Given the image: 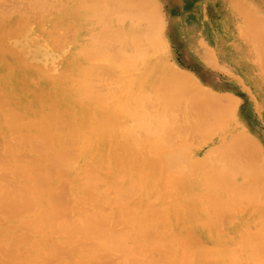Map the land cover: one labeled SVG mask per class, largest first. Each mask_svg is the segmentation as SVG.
<instances>
[{"label":"bare ground","instance_id":"6f19581e","mask_svg":"<svg viewBox=\"0 0 264 264\" xmlns=\"http://www.w3.org/2000/svg\"><path fill=\"white\" fill-rule=\"evenodd\" d=\"M33 1H34V3L31 2V4L32 3L33 4H36L37 6H39L41 8L42 5L44 4V1L46 2L47 0H33ZM50 1H52V0H50ZM62 1L63 0H61V2ZM155 1H157L158 4L157 3H154ZM155 1L154 0H139V1L136 2V0H135V3H134L135 4V7H136L135 10L134 9H131V11L129 10L130 13H129V11L128 12H126V11L124 12L126 16L127 15L128 16L131 15L133 18L138 19L135 22H133V20H132L133 18H131V17L130 18H131L132 21L125 22V19H124L125 16H123L124 13H123V10L122 9H117V10H119V12H121L120 14H118L119 16L117 14H112V15H116V17L117 16L118 17L123 16V19H118L117 18L116 21H113L111 23L109 22L111 25L108 24V22H107V25H110L111 27L110 26L109 27L111 29L109 28L108 31H105L106 33L103 31V33L105 35V37H104L105 40L103 42H105L107 38H109L108 40H113V39L115 40L116 39V40H118L122 44L120 46L122 48L124 47V50L122 51L121 55H119L116 59L113 58L116 55L112 56V58H113L112 61H113V64H119V68H121V67L124 68L123 69L124 70V73L121 72L122 74H118V75H123V77L125 78V80H127L126 83H128V81H129L130 84H128L129 85L128 87L125 86V88L126 87L127 88L126 89L124 88L125 90L123 92H121V91H118L117 89L114 90V88H113L114 86H113L112 81L110 83L106 82L105 79H103L102 81L105 80V82L107 83V85L112 83L110 85V86H113L112 89H111V91H115V93L118 92V94H117L118 96H119V93L121 92L120 93V96H119V99H117L118 100L117 101V104H119L121 106L122 105L123 106L126 105L127 106V109L126 110H128V105H130V106L133 107L132 104H135V105L138 106V104H140L142 102L146 103L147 101H152L153 99H155V101H158V103H160V105H162L163 107H165V108L167 107L170 111L174 107H176L174 109H177V110L178 109H182L183 110L184 108H178V107H180L183 104V102L187 103V101L189 100V101H192V103L195 104V107H194V105H192L193 107L191 106L190 107L191 109L189 108V110L195 111L194 113H192L193 111L191 112V111L188 110L189 113H191L190 116L191 115L192 116L194 115L193 118H196L197 117L198 119H200L201 117H204V116L207 117V118H201L200 120H196L197 122L196 121L195 122H192L193 119H192V117L189 118V115H188L189 113L187 114V112H186V115H185L184 114L185 111L184 112L181 111L184 114V117L182 116L183 114L181 115L183 117V119L188 115L187 116L188 117V120L187 121H188L189 124H186V123H184V122H186V118H185V121H183V119H177V115L174 114L177 111L174 112L173 109H172L173 115L170 112L169 113L171 115L169 113L168 114H165V119L164 120L162 119L164 117H161V116L160 117H161L162 120H158L159 118H157V117H156L157 119L155 118L158 121H156L153 118V116H152L153 119L152 118H150V119L148 118V120H147L148 122L146 123L147 125H145V133H148L150 138L148 136L147 137L146 136L145 137L144 136L141 137L142 136L141 134H139L141 136L138 137V138L135 135H133L131 137L128 136V137H129V140L131 139L132 144H134V143L137 142L136 143L137 146H138V144L140 145V143L138 142L139 140H140L141 143L144 144L141 147H143L145 149L144 155L145 154H147V155H145L146 156V159L143 158L145 160L144 161L142 159V153L140 152V158L142 159V160L141 159L140 160L143 161V162H145V163L147 162V164H146L147 166L146 167H149L150 169L149 168L148 169H144V166H143L144 163L141 162V161H138V164H137V161H135L134 158H133V154H134L135 157H138L137 154H136L137 152L131 154L130 152H127V151H124V150H118V149L115 150L114 148L111 149V145H110L111 142L110 141L116 140L117 138L114 135H110V129L112 128V126L114 124H115V126H116V124L118 126H121L120 128H122V127H124V126L127 125L126 124V125L123 126V123H126L125 120H127V119H121V117H119V113L118 112L121 109L120 108L121 106L118 105L119 106V108H118L119 110L117 109L118 111H116L115 107H114V109L107 108L109 106L108 103H107L108 104L107 106L105 105L106 106L105 108H107V109L97 110L99 108L98 106L100 104L98 106L96 105L97 107L94 105V107H96L94 109V107L92 106V102H95V99L92 102L90 100L93 94L90 93V92H88V94L84 93L82 95V98L84 96L85 97L81 100V98L78 96L79 95L78 94L79 91H77V89L80 86L78 88L75 87V83H76L75 80H73L72 78H68V76L63 75L64 73L63 74H59L58 69H60L59 68L60 65L54 63V61L55 62L57 61V58L59 57L58 49H60L61 45L64 44V43L63 42L61 43L62 40H60V38H61L60 37V33H61L60 32V24H59V21L60 20L58 19V17L56 16L57 19H54V20L50 21L48 24L46 23L45 25H44V23L41 20V22L44 25L43 28L41 29V34L43 35L44 41L42 42L43 44L42 43L40 44L39 43L40 42V40H39L40 38H38V37H41V36H38L37 37V33L35 35L36 36L35 41L37 43L34 41V38H35L34 37V34L32 35L34 38L30 36L33 41L31 40V41H29L30 42L29 43L26 40V38H27V31L25 33V29L27 30L26 27H28L29 25L28 26L25 25L26 24L25 22H27V21H25V22L23 21L25 19L22 20L23 22H20L17 19H12V15L15 13V10L16 9H13L12 8L11 13H13V11H14L13 14L9 13L10 12L9 11V12H6V13H9V14H6L5 15L4 13H5L6 9L4 7H3L5 9V10L3 9L4 10V13H2L3 11L0 12V16H1L0 17V19H1L0 20V104L4 106L3 109H5V110L8 109V111H6V113L0 115L1 116L0 117V121L2 122L4 120L5 122H8L10 120L7 121L5 119H7V117H10L9 115L12 114L11 117H13L14 115L15 116L18 115V114L16 115V113H15L17 111H15L12 108V105H14L15 108H18L20 110H24L29 115H32L36 119L37 123L40 122V124H41V125H39L40 127L39 126H28V125L25 126V125H23L24 123L21 121L23 123L22 124L23 126H21L22 129H23L24 126L27 129H30V127L31 128H34V127L39 128V132H40V135L38 137L39 140L35 139L37 142L39 141V143L37 144L38 146L35 147V145H36L35 143L34 144H31V145H33L34 146L33 149H36V151L39 152L40 154H42L43 157L41 156V158H39L40 159L39 161H33L31 163L29 161H27V163H30V164H26L27 166L24 165L25 168L22 167L24 171H29L30 170V172H31L32 169L34 171H37V170L40 171L39 174L38 173L37 174L36 173L34 174L35 176L32 177L33 179L28 178V173H29V176H30V172H26L27 174L25 175V174H23L24 171H22L23 173H21L20 170H16V171H19V174L20 175L23 174L24 176L23 175L22 176L25 177V179L27 177L28 180H30L31 183L26 184V187H27L26 189L22 190L21 192H15L13 194V196H18L20 194V197H22V200L23 201L21 199L20 200H21V202L23 204V207H25V210H29V208L32 209L33 207H35V206H37L38 204L41 203V198L43 197L44 194L47 193V189L46 188H48V186H49L48 185V182L51 180V178L55 177V175L57 174V184L58 183H60V184H58L56 186L57 189H55V186H53L54 187L53 188V191H51V189L48 188V190L51 191V194L49 193L51 196L47 193L49 195V198H50L48 203L54 209L59 210V211L64 210L68 214L76 215V211H78V209L79 210H84V207L85 206L89 208L90 207L89 206L90 203L88 201L90 200V202H92V200L94 199V197L96 198V196H98V195H99L98 198H100L101 201H104V203H106V205H103V207H101L102 203L99 202L100 200L98 202H96L94 200L93 203H97V206L95 205V207H98V206L100 207V208L98 207L99 208L98 211H94L90 207L91 210H85V211H90V212L94 211V212H92V213L87 212L88 213V216L85 219H83L82 222H79L81 224H79V223L78 224H76V223H69V224H67L64 227L65 230H63V231L64 232L65 231L67 232V235H68L67 238L69 237V240L67 239V241L70 243L69 246H71L70 247L71 249H69V246H68L67 243H65V240L61 241L62 243L64 242L65 244H63V245H60L61 243L57 244L58 243L57 242L58 241V237L57 236L59 235V232L61 231V229L59 227L57 228L55 225H51L50 219H48V222H47V225H46V222H45L46 218H44V214L40 213L35 218V221L37 223H39L43 227V229L46 230V232L47 231H50V233H49L50 235L47 233L49 235V236H47V237H49V240H47L48 238L46 236H45V240L50 241L51 237L52 238H56V239H53V240H55L57 243L54 242V241H50V243H51V245L54 244V248L51 247V249H53V250L54 249H57V250H54V252H53V250L51 251V250L46 249V251L48 253L51 252V253H49V254L52 255V256L50 255L51 258L53 257V255H55L54 258L59 256V258H56V260L62 259L65 256H67V258H68L70 254L72 256V254L76 253V252H74L75 250H78L76 254H78L79 252L81 253V256L78 255L80 258H78L75 255L78 258L77 260L76 259H73L72 257L71 258L69 257L68 259H69L70 262L69 261L66 262L68 260L67 258L62 259V260H64V264H86L87 260H89V259H90V262H92V264H96V263H98V264H107V263L110 262L111 259H113L111 257V255L113 253L115 254V252H117V254H118V252H121V254L124 253V254H127V255H132L130 259L128 258L129 259V264H188V263H190L189 261L192 260V258L189 257V256H192V255H193L192 256L193 257L192 263H193V261H195L194 262L195 264H211L212 262H213L212 264H218V263H214V261L211 260L212 258L214 260L217 259V258H215V253H214V256L211 255V252H209V254H208L209 255L208 258H210L211 262H208L207 260H209V259H207V257L204 256V255H207V253H208L207 252L205 254V250H207V249L209 250L210 248H212V247H209L208 246V248L205 249V242H206L205 241V239H206L205 238V232H207L208 233L207 236H209L210 228L213 225L215 227V225L217 224V221H213L216 218L215 215L218 216L217 214H219V213L214 212L210 208L215 213V215L214 214H211L212 211L208 208V210L210 211L209 212L210 215L211 216L214 215V219L210 216V218L213 219V220L210 219L211 220V222L209 221L210 223L209 222L208 223L206 222V220H208V219H206V217L204 218V217H201L200 216L201 217V221H198L197 219H195L193 217L198 224L201 222L203 224L202 225L203 227H204V223L205 222H206L207 225L210 224V226L208 225L210 228L207 227V231L206 230L205 231H203V230L202 231H194V230L193 231H190V229H189V231H186V230L185 231H183V230L181 231L179 229L181 228V226L183 224H181V226L179 225V227H180V228H178L179 231H172V230H175V229H173L174 226L173 227L171 226L172 219H171V217L168 214H164L163 215V213L164 212L165 213L166 212H169L168 211L169 209L172 212L173 209L171 210V208L180 209L181 206H182V204H181V202H179V204H181V206L179 208L178 205H177L178 204L177 203V200H176L175 201L176 204H174V205L173 204H170L169 205L170 208H168V206H167L168 210L166 208H164L166 206L163 207V209H165L166 211H163L162 206H160V209H158L159 208L158 207L159 205L157 206V203L159 202V198L161 196V192L159 191L160 188L158 187V185H159L158 182L161 181L160 180V177L162 176V174H161V171H160V173H158V170L155 171L156 170L155 167H156V164H160V162H159L161 160L160 157L161 158L163 157V160H164L165 156H162L161 154L166 155L167 152H169L168 147H173V146L176 147L177 144H178L177 147H179L182 144V143H180L181 142V140H180L181 138L179 139L180 141H176L175 139H177V137L180 136V133H181V135L183 133H186V131H187L186 128L188 130H190L191 133L196 134L197 131L199 132L200 130L201 131H205L204 133H206L209 128H211V127L213 128L215 126L218 129H216V128H214V129H216L217 132L219 130V134H221L220 133V130H221L220 128L223 127L222 125L227 126L229 124V122H227L228 124L225 125V122H223V119L226 120L227 118H229L230 116H232L231 115L232 112L231 111H228V109H229V106H230V103H231V101L229 99V95L231 96L230 98H232L233 95L226 94V96L228 95L227 96L228 99H227L225 95H223L224 96L223 97V96L219 95V93L218 94L216 93L217 94L216 95L213 90L212 91L210 89L207 90L208 87L207 88L205 87L206 89L203 87L204 89H200V91L194 90L193 87L194 86H199V83H198V81H196V78H194L193 74L189 73L188 71H186L185 74H184L183 71H181L180 69H178L175 65L170 64L169 62H172V61H169L168 58H167L168 61H166V58H165L166 56L164 57L165 60H162V58H160V55L159 54H160V51L161 50L158 53V51L156 50V42H155V37H156L155 35H156V33H158V32H156V28H157L156 24L160 20H157V23H154L152 17H153V14L154 15H160V14H158L159 12L157 10H159V8H161V6H160L161 4L159 3L158 0H155ZM170 1H172V0H170ZM28 2H29V0H28ZM53 2H54V0H53ZM61 2L59 0L57 2V4L59 5L60 8L63 5V4H59ZM129 2H130V0H129ZM152 2H153V4H152ZM243 2L244 1H242V3ZM64 3H66V2H64ZM100 3L102 5H98V6H101V8H105V7H103V5H107V4H103L102 0H100L99 4ZM106 3H108L107 0H106ZM130 3L128 5H130ZM150 3L152 4L151 5L152 7L151 6L150 7L152 9H154V11L158 12V13H155V12L153 13L152 12L153 13L152 16L149 13L150 20L153 23L149 20L148 13L146 14V12H148V10L150 12L152 9L150 10V7H149V9L147 8L148 10L145 12L146 6L148 4H150ZM45 4H47V3H45ZM50 4H52V3H50ZM57 4L55 5V2H54L53 5L57 6ZM93 4H92L91 8H93L94 5H97L98 2L96 4H94V5ZM124 4H125V2H124ZM247 4L248 3H246V5ZM0 5H1V3H0ZM83 5H85V4H83ZM88 5H91V4L88 3ZM121 5H122V3H121ZM131 5H132V3H131ZM131 5L128 6V8L129 7H132ZM155 5H156V7H154ZM25 6L27 7V5H25ZM50 6H46V7H50ZM98 6H96V7L98 8ZM252 6L253 5L251 4V7ZM22 7L23 6H21V9H23ZM57 7L56 8L55 7H52V9L50 7L49 9L52 10L51 12H53L54 11L53 9L55 8L54 13L56 14L57 13L56 11H58ZM78 7H80V6H78ZM144 7H145V10L143 9L144 11H142L141 8H144ZM224 7H225V5H224ZM254 7L252 8V10H254ZM261 7H263V4H262ZM9 8H10V6H9ZM42 8H41L42 14H43L44 11L46 12V10H47V12L49 11L48 8H46V9H44V11H42ZM156 8H157V10H156ZM248 8H250V7H248ZM99 9H100V7H99ZM240 9L242 10V6H241ZM256 9L254 11L251 10L252 12L249 9V11L253 15H255V16H253L252 14H250V17L253 19L252 20L253 23L251 24V27H253L254 29H253L252 32H250V30H251L250 27H249L250 30H248V27L247 28H244L246 30L245 34L248 33V31H249V34H251L250 37L248 36L249 34L248 35L246 34L245 37L246 38H250V40H254L255 43L258 42V44H259V46L261 47V50H262V59H264V14L263 13H262L263 15L261 13L255 14V13H257L256 12ZM37 10H39V8ZM105 10L106 9H104V11ZM132 10H134V11L132 12ZM245 10L246 9H243L242 11L245 12V14L247 16H249V14H247V12H246L247 10L246 11ZM258 10H259V8H258ZM17 11H19V9H17ZM29 11L27 10V12H29ZM31 11H32V13H31L32 15L28 13V15H31V17L33 16L34 11H35V13H34L35 16L34 17H36L37 14H38V12H39V11L36 12V9L34 11L33 10H31ZM89 11H91V10H89ZM114 11L116 13L115 8H114ZM205 11H207V10L205 9ZM23 12H25V11H23ZM93 12H94V10H93ZM106 12H107V10H106ZM102 13H103V11H102ZM160 13H162L161 10H160ZM18 14H19V12H18ZM21 14H24V13L21 12ZM39 14H38L37 17L41 16V13L40 12H39ZM50 14H52V13H50ZM68 14H70V10L69 11H67V10L64 11V14L63 15H66L67 16ZM95 14H93V15H95ZM28 15H27V13L25 14V16H28ZM93 15L91 16L92 19L95 18V17H93ZM100 15H101V13H100ZM128 16H127V19H128ZM22 17H23V15H22ZM110 17H111V15L108 16V18H110ZM103 18L104 17H102V19ZM111 18H110V20H111ZM161 18H162V16H161ZM161 18H159V19H161ZM86 19H87V17H86ZM102 19L99 18V21L102 20ZM249 20L251 21V19H249ZM141 21H146V24L145 23H142ZM30 22H32V21L30 20ZM166 22H165V20L163 21L164 25L162 26V29L165 28L164 26H165ZM170 22H172V21H170ZM22 23H25V24H23V25H25L24 28H23ZM87 23H88V21H87ZM93 23L94 22H92V24ZM100 23H101V21H100ZM100 23H98V24H100ZM192 23H194V22H192ZM68 24L69 25L67 27L73 25V31H76V29L74 30L75 23L72 24V22H71V23H68ZM157 25H159V23ZM155 26H156V28H155ZM102 27H103V25H102ZM106 28H108V27H106ZM172 28H175V26L172 27ZM172 28H170V29H172ZM216 29H217V27H216ZM68 31L69 30L67 28V31L65 30V32L68 33ZM70 31H72V30H70ZM243 31L241 33H243ZM29 32H30V30H29ZM72 32H70L69 35L72 36L74 34ZM95 32H93V33H95ZM25 34H26V36H24ZM107 34H110V35L107 36ZM160 34L162 35L163 32H161ZM91 35H93V34H91ZM61 36L63 38L65 35L62 34ZM251 37L253 39H251ZM23 38H25V39H23ZM28 38H29V36H28ZM31 38H29V40ZM80 38L82 39L83 36L82 37L80 36ZM163 38H164V36H163ZM22 39L24 40V42H23ZM38 40H39V42H38ZM70 40H69V42H71ZM84 40H85V37H84ZM165 40H167V39H165V38L163 39L164 44L166 45ZM59 41H60L61 44L59 43ZM190 41H192V40H190ZM64 42H66V41L64 40ZM86 42H87V40H86ZM95 42H97V41H95ZM202 42H203V40H202ZM114 43H116V42H114ZM24 44H27V46H28L27 49L28 50L26 49V51H28L29 53H32L33 54V58H29L26 55L28 52L27 53H24L25 50L24 51L22 50L21 47L24 46ZM59 44H60V46H59ZM66 44L68 45V43H65V46H66ZM84 45H87V44H84ZM95 45L96 44L94 43V46ZM108 45H107V47H109ZM255 45H253V46H255ZM63 46L61 48H65V50L67 52V50L69 48V45H68V48L67 49H66V47H63ZM76 46H78V45H76ZM96 47H97V45H96ZM115 48H116V46L114 47V49ZM167 48L166 49L164 48V49L167 50ZM258 48H257V50H258ZM82 49L84 50V48H82V46H81V48H80L81 51L79 50L80 53L82 52ZM204 49H206V51L208 50L207 48H204ZM65 50L63 52H65ZM50 51L53 52L55 56H52V53ZM61 51H62V49H61ZM72 51H74V49ZM87 51H88V49H87ZM95 51H97V50H94L93 52H95ZM101 51H102L101 53H103V51H105V50H101ZM107 51H105V55H106V52ZM162 51H164V50L162 49ZM162 51H161V53H162ZM84 52H85V50H84ZM207 52H209V50ZM241 52L242 51H240V54H241ZM204 53H205V51H204ZM186 54H188V53H186ZM213 54L215 55L214 52H213ZM103 55L104 54H102V56ZM110 55H111V53H110ZM169 55H170V53H169ZM205 55H208V53H206ZM51 56L53 58H50ZM86 57H87V54H86ZM95 57H97V56H95ZM106 57H107V55H106ZM72 58H71V61H73ZM208 58L206 59V61L209 60V63H210L211 60H212V59L210 60V58H211L210 55H209ZM257 59L261 61V56L259 55V58H257ZM96 60L99 61L100 59H97V58L95 59L94 58V61H96ZM91 61H92V59L89 62L91 63ZM104 61L106 62L108 60H105L104 59ZM86 62H88V61H86ZM57 63H60L61 64V62H59V61ZM102 64H104V63H102ZM91 65H92V63H91ZM214 65H216L215 62H214L213 65L211 64V66H214ZM263 65L264 64H262V67H264ZM82 66L83 65H81V67ZM93 66H95V65H93ZM98 66L99 65H97V67ZM107 66L108 65H106L105 67H103V69L104 68L106 69ZM217 66H218V63H217ZM88 67H89V65H88ZM99 67H100L101 70H103L101 68V66H99ZM113 68H116V67L113 66L111 69H113ZM64 69H66V68H64ZM68 69H66V70H68ZM80 69L82 70V68H80ZM93 69H91V71H93ZM218 69H219V67H218ZM107 70H108V68H107ZM107 70H105V72ZM73 71L74 70H72V73H73ZM82 71L84 72V70H82ZM63 72H65V74H68L69 73V72L66 73V71H63ZM93 72H95V71H93ZM96 72L97 73L99 72V74L102 73V72L100 73V71H98V70H96ZM187 72H188V74H186ZM112 74H114V73H112ZM92 75H95V74L92 73ZM81 76H83V75L81 74ZM87 76H89V74ZM114 77H116V76L113 75L112 78H114ZM83 78H84V76H83ZM94 78H96V77H94ZM103 78H104V76H103ZM121 79H122V81L124 83V79L123 78H121ZM78 80H80V79H78ZM85 80H87V79H85ZM91 80H93V79H91ZM99 80H100V78H99ZM90 81H89V83H92L94 80L92 82H90ZM102 81L100 80V82H102ZM108 81H110V80H108ZM114 81L115 80H113V82ZM83 82H85V81L83 80ZM102 83H104V82H102ZM102 83H99L97 85H99V87H102L103 86ZM106 83H105V85H106ZM123 83L121 85L117 83V85L121 86L120 88H123L124 85H125V84L123 85ZM101 84H102V86H101ZM114 84H116V83H114ZM94 85H95V82H94ZM94 85L92 84V87H94V89H95V86ZM85 86H87V85H85ZM85 86H82V87L84 88ZM110 86L109 87H107V86L105 87V88H108L109 89V92H110ZM119 86H118V89L120 90ZM88 87H89V84H88ZM115 88H117L116 85H115ZM87 89H89V88H87ZM98 89L99 88H97L96 91H98ZM84 90H86V89H84ZM89 90L93 91L92 89H89ZM105 92H108V91H105ZM109 94H105V95L109 96ZM97 95L99 96V94H97ZM97 95H95V96H97ZM111 95L113 96V92H112ZM102 97H103V95H102ZM110 97H108V98H110ZM113 97H115V96H113ZM220 97H223L224 100L226 98L225 103L227 102V105L229 104V106H227L226 104H224L223 101H222L223 98H220ZM104 98H106V97H104ZM234 98H235V96L232 99H234ZM100 99L101 98L99 97V100ZM111 99L109 101H111ZM213 99L214 100H217V102L214 101ZM96 100H97V98H96ZM99 100H97V101H99ZM209 100H210V102L211 101H214L216 103H212L211 102L212 103L211 104V103H209ZM103 101H105V99H103ZM106 101H105V104H106ZM218 101L219 102L221 101V103H223V104L220 105L221 103L219 104ZM100 102H101V100L98 103H100ZM234 102H232L231 106H234L235 105ZM185 103L183 104L184 107L187 106ZM204 103L208 104L209 107L216 109V110L215 109H212L213 110V116H215L214 117L215 119H213L211 117L212 119L209 118L210 121L208 120V117L209 116H212V112L210 113L209 110L210 111H212V110H211V108H208L207 105H204L206 108L205 107H204V109L201 108L200 106L203 105ZM198 104H201V105L200 106H196ZM213 104H216V105H213ZM218 104H219V107L221 109H219L217 107ZM236 104H238V103L236 102ZM150 105L151 104L149 103V106ZM155 105H152V106L154 107ZM188 105H191L190 102H189ZM224 105H226L227 107L226 106L223 107ZM100 106L102 107L103 105H100ZM123 106H122V108H123ZM257 106H259V105L257 104ZM158 107H160V106H158ZM186 108H188V107H186ZM195 108L200 109V110H198L200 112L198 113V111ZM1 109H2V106H1L0 110ZM201 109L205 110V113L206 112H208V113L205 114L204 111L201 112L202 111ZM217 109H219V110L217 111ZM12 110H14L13 111L14 112V115L12 113ZM132 110H133V108H132ZM156 110L158 111L157 107H156ZM230 110L233 111V107L230 108ZM129 111H130V109H129ZM129 111L126 112V113H129ZM215 111H217V112H215ZM226 111H227V113H226ZM163 112H165V111H163ZM214 112H215V114H214ZM222 112H225V113H222ZM229 112H231V113H229ZM21 113H23V112H21ZM62 113L63 114H67L69 116L68 121H66L67 120L66 119L65 122H63L62 121L63 118L62 119L58 118ZM144 113H142V114L144 115ZM148 113H151V115H153L152 113H154V112L151 111V110H149ZM218 113H219V115H218ZM129 114H132V112H130ZM179 114H180V112L178 111V115ZM196 114L198 116H201V117L196 116ZM200 114H202V115L205 114V115L202 116ZM21 115H25L26 116V114H21ZM151 115H150V117H151ZM224 115L225 116L227 115V116L224 117ZM121 116H122V114H121ZM126 116H127V114H126ZM146 116L149 117V114L146 115ZM18 117H20V116H18ZM172 117H173V119H172ZM179 117H180V115H179ZM220 117H222V118H220ZM139 118H141V117H139ZM174 118H176V119H174ZM30 119H33V118L30 117ZM64 119H65V117H64ZM15 120H18L17 117H16ZM174 120H175V122H174ZM177 120H181L182 123L186 125L185 127L183 125H180L179 126V128L182 127L183 130L180 128V131H178V127L174 128L172 126V122L176 123ZM201 120L202 121H204V120L207 121L208 120L209 122H211L210 123V126L207 124V126H203L204 127L203 128L201 126L202 125V123H201L202 121ZM214 120H216V121H214ZM31 121L33 122V120H31ZM36 121H34V122H36ZM181 121H180V123H181ZM189 121L192 123V127L195 126L194 129L191 128V125H190V122ZM198 121H200V124H199L200 127L199 126L197 127V125H196V124H198ZM219 121H221L220 123H222V125H220L221 126L220 128L218 126L219 124H216V122L219 123ZM12 122H13V120H12ZM21 122H18V121L15 122V123H17V125L15 126L17 129H18V126H19L18 123H21ZM26 122H27V120H26ZM26 122H25V124H26ZM28 122H29V119H28ZM209 122H207V123H209ZM136 123H138V122H136ZM177 123H176V125L179 124V123L178 124ZM194 123H195V125H194ZM212 123H214V126L212 125ZM11 125L12 124H9V127H11ZM132 125H133V123H131L130 126H128V127H131ZM188 125H189V127H187ZM135 126H139V123L137 125L134 124V127ZM9 127H6V128L9 129ZM37 128H35V129H37ZM40 128H41V130H40ZM124 128L122 129L123 131H124ZM126 128H125V130H126ZM137 128L131 129V130L132 131H134V130L136 131ZM195 128L197 129V131L195 130ZM200 128H202V129H200ZM241 128H240V130H241ZM5 129H4V131H5ZM139 129H140V127H139ZM173 129L174 130L177 129V132L179 134H176L177 133L176 131L173 132L174 131ZM14 130H13V132H14ZM141 130H142V128H141ZM159 130L160 131L162 130V131L168 132L167 133V136H171L170 134H172V133L176 134L175 136L178 135L177 137L173 136L174 134H172V136H171L178 143L175 144V145L174 144L171 145V143H172V142L170 143V141H172V140H170L171 138H168L167 140H170V141H167L166 140L167 142H162L164 140H161L160 142L159 141H155V140H157L159 138H155L154 139V138H151V137H155V136L158 137V135H156V134L160 133V132H158ZM216 130H215V133H217ZM6 131L9 132L8 130H6ZM123 131H121V132H123ZM192 131H194L196 133H194ZM212 131L214 132V130H211L209 132H212ZM118 132H119V130L117 129V133ZM190 132L187 131L188 138L189 139L187 138L186 143H188L189 140L191 141V138H192V137L190 138L191 135L194 136V138L196 137V139L197 138L200 139V141H196V142H199L200 143L201 140H202L201 136L203 134L202 135L200 134V136H199V134H197L195 136V135L191 134ZM228 132H230V131L228 130L226 133H228ZM243 132H245V131H242L240 133H237L239 135L241 134V136H243V138L241 136L237 135V134L236 135L233 134V136H235L236 139L235 138L231 139L233 141V142H231L230 140L227 141V139L230 138V137H227V139L225 140V141H227L226 142L227 144L226 143L224 144V142H223V143H221V144H223L221 146H220V144L217 145L216 144L217 141H216L215 144H213V146L209 145L211 147L207 151V154H205L204 156H202L200 158L194 159V162H193V176H194V178H193V176H192V178L194 180H196V185L194 187L200 191V194L197 191H196V193L194 191H191L192 193L189 192V194H190L191 197L193 196L194 198L197 197L198 199H200L201 195L205 194V196H206V193H209L208 191H210L212 189L213 190L215 189V191H216V189H218L219 191L223 192L225 194V196L229 199L228 202H227V200L225 201V202H227L226 205H225V202L223 203V200H225L226 198L225 199H221L222 197L219 196V199L222 201V203L225 205V208L227 209L226 210L224 208L225 211H224V209H222L223 210L222 212L224 213V215L227 212H232V211H233L232 213H227V214L228 215L234 214V212H236L237 210H238L237 211L238 213L240 212V210H245V211H247V213L249 212L248 214L253 213L255 215V217L253 216V219H250L249 221H246V222H248L246 225L242 226L243 224L242 225L240 224V226H242V228L239 231H237V233H235L236 234V239H237V241L240 244H238L236 242L238 246L236 244H234L233 245L234 247L232 246L233 247L232 249H234L235 247H237V248L238 247H241L240 250H239L240 251V254L237 253L239 251H236L235 252V253H237L236 255H238V256L239 255H242L241 253L248 254L250 257H252L254 259V260H251V262H255L257 264H264V207L261 204V203H264V201H263L264 199H262V197H260L261 195L263 196V194L261 193V195H260V191H259V189H260L259 187L264 183V166H262L260 168H253V166H250V163L253 164L255 162V164H256V163H260L261 161H263L264 158L262 156H264V155H262V153L260 154V151L262 150L263 147L260 145L261 148L258 149L257 147H260L259 145L256 144V146H255V144H251V142H254V139H255V138L253 139V137H250L249 138L250 139L249 140L250 144H247V142H245V144H244L243 143L244 140L248 141L247 138H248V135L249 134H247L248 132L247 133H243ZM17 133L18 132H16V134ZM29 133L32 134V132H30V131H29ZM162 133H164V132H161L160 134H162ZM215 133H213V134H215ZM18 134H20V135H15V136L16 137L17 136L21 137V136L24 135V133H23V135H21L22 133H18ZM25 134L27 135V133H25ZM119 134H120V132H119ZM128 134L130 135V133H128ZM150 134L151 135L153 134V135L151 136ZM231 134H232V132L229 133V135H231ZM11 135H13V134H11ZM32 135H35V134H32ZM123 135H125V134H123ZM207 135H209V134H207ZM119 136H121V134ZM212 136L213 135L209 136L208 137V140H209V138H212ZM224 136H226V135H224ZM31 137H33V136H31ZM31 137H29V139ZM125 137H124V139L121 137V139H123L122 142H124V143L123 144L122 143H119V144H121V146H123V148L126 147V146L127 147L128 146H131V144H130L131 141L129 142L130 145H127V142L125 140H128V138L125 139ZM159 137H162L164 139V137L162 135H160ZM239 137H241V139H239ZM23 138H24V136H23ZM182 138H183L182 139V141H183L186 138L185 135H182ZM194 138H193V141L196 140V139L194 140ZM68 139L69 140L71 139L72 141H70V143L69 142L67 143V140ZM18 140L20 141V139H18ZM241 140H243V141L241 142ZM255 140H257V139H255ZM24 141H25V139H24ZM235 141L237 142L238 146L236 145V142ZM21 142H23V139H21ZM202 142L204 143V139L202 140ZM202 142L200 143L201 145H202ZM20 143H19V145H20ZM173 143H174V141H173ZM194 143L195 142H192V143L189 142L188 144L195 145ZM205 143H207V138L205 140ZM232 143H233L235 149H234V147L232 149V147H231V146H233ZM256 143H258V142H256ZM200 144H198V145H200ZM230 144H231V146H229ZM25 145H27V143H25ZM186 145L184 144L183 146L186 147ZM198 145H196V146L198 147ZM248 145H249V147H251V149L248 147ZM183 146H180V147L182 148ZM239 146L242 147V148L245 146V148H243V150L242 149L241 150L239 149L237 151L238 152L237 153V152H235L236 151V147H239ZM27 147L28 146L25 147V150H26ZM165 147H167V151L165 149V151L163 150L164 153H161L162 148H165ZM247 147L250 150H247ZM18 148L15 147V145H14V148L13 149H18ZM23 148H24V146H23ZM23 148L21 147V149H23ZM135 148L136 147H134V150H137L138 147L136 149ZM13 149H12V151H13ZM193 149H195V148H193ZM245 149L247 150V153H246V150ZM252 149H254V150H252ZM141 150H138V151H141ZM179 150L182 151V149H179ZM258 150H260V151L257 152ZM18 151L19 150H16L15 152H17L18 154H19V152L21 153V151H19V152ZM173 151L176 152L175 150H173ZM195 151H196V149H195ZM242 151L245 152L246 154L245 153H244L245 155L242 154L241 153ZM15 152H14V155H17ZM30 152H32V151H30ZM158 152L161 155L160 157H159ZM165 152H166V154H165ZM253 152H255V153H253ZM8 153L11 155L10 152H8ZM170 153H172V152H170ZM250 153L253 154L252 156H254V157H251V154ZM28 154H29V152L27 151L26 155H28ZM191 154L193 155V153H190V155ZM258 154L261 155L260 156L261 157L260 159L263 158L262 160H260L259 158L258 159L257 158L255 159L256 155L259 157ZM14 155L12 154V156H14ZM20 155L21 154H19V157H21ZM26 155H24V156H26ZM149 155H150V157L151 156L154 157V158L151 157L153 161L151 160V158H149L150 161H152V163L154 162V164H149L150 161L147 160V158L149 157ZM38 156H40V155H38ZM19 157H18V159H19ZM26 157H28V156H26ZM9 158H11V157H9ZM23 158H25V157H23ZM18 159H16V160H18ZM130 159H132L134 161L131 160V162H130ZM154 159H156V161L158 160V163H155L156 161ZM29 160H30V158H29ZM163 160H162L161 168L159 167V165H157V169L160 168V169L164 170L163 172H165V178H164V176L161 177V178L164 179V182L162 180V182H163L162 185L166 189L169 186L170 187L169 189L172 191L173 188L171 189V187H174V186H171V185H173L174 183H176L178 181L183 180V178L180 177L179 175H177L178 178H177V176H176V178L174 177L175 179L172 178L173 179V182H174L173 183L172 182V179H171V176H168V175L166 176V172L169 169L168 168L167 169H164V167H163L164 166L163 165L164 164L163 163L164 161ZM11 162H12V160H11ZM129 162L130 163L135 162V164H137V167L133 168V165L131 166ZM9 163H10V161H9ZM128 163H129L130 166L128 165ZM139 164H141V165H139ZM166 164H167V162H166ZM166 164H165V166H166ZM19 165L21 166V164H19ZM149 165H151V166H149ZM141 166L143 167V169H142ZM151 169H154V171H152ZM191 170H192V168H191ZM191 170H189L190 173H191ZM172 172H170V173H172ZM170 173H168V174L170 175ZM182 174H183V172H182ZM158 175H159V179H157L158 178L157 177ZM171 175L172 176L175 175L174 172ZM23 177H22V179H23ZM180 178H182V179L181 180H177V179H180ZM19 179H20V176H19ZM25 179H24V181H25ZM189 179L191 180V178H189ZM156 180H160V181H157V183H156ZM174 180H177V181H174ZM58 181H60V182H58ZM254 181L257 182L258 184H260V183H262V184L258 185ZM258 181H260V182H258ZM193 183H195V182L193 181ZM246 183H248V184H246ZM33 184H34V187H33ZM35 184H38V185H36L37 187H35ZM245 184L247 186L243 188V185H245ZM68 186H69V188H68L69 190L67 191V187ZM184 187H185V185H184ZM63 188H64V190H63ZM186 188L187 187H185V191H186ZM189 188H187V190ZM115 189H119L120 190L118 193L117 192L116 193L114 192L115 193V196L112 193L111 194L109 193L110 190L111 191H114ZM166 189H164V190H166ZM263 190H264V188L261 189V192H263ZM177 191H175V193H177ZM215 191H214V193H215ZM219 191H216V192H219ZM166 192H167V190H166ZM179 192H181V193H179L178 195H182V191H179ZM175 193H173V195ZM185 193H183V194L185 195ZM214 193H211V194L214 195ZM68 194H69V196H68ZM78 194L79 195L82 194V196L85 197V200L87 199L86 200V203H89V204H85V202L81 200L82 199V196H79ZM168 194H170V193H168ZM197 194H199V195L197 196ZM110 195H112L113 197H110ZM162 195H167V194L162 193ZM207 195H209V194H207ZM215 195H216V193H215ZM205 196H203V197H205ZM217 196L218 195L215 196L216 200H218L217 199ZM70 197H72V199ZM167 198H169V197H167ZM172 198L175 199L176 196L175 197H172ZM185 198L186 197L184 196V199ZM212 198H214V197H212ZM173 199H172V201H173ZM46 200H48V199L46 198ZM165 200L166 201H169L171 199L167 200L164 197V200L163 201L166 203ZM192 200H193V198H192ZM207 200L212 202L211 198H210V200L207 198ZM207 200H206V203H207ZM220 200H218V202H215L214 204L212 202L213 205L212 204L210 205V203H209V205L211 207L212 206H215V204L219 203ZM69 201H70V204H69ZM189 201H190V199H189ZM198 201H201V200H198ZM186 202H187V199H186ZM71 203H73V205H71ZM93 203H92V205H93ZM100 203H101V205H99ZM190 203H192V202H190ZM220 204H218L219 205L218 207L216 205V208H219L220 209L222 206H224V205L221 206ZM110 205L111 206L113 205L114 208L111 209L110 208L111 207ZM171 205L172 206H175V207H172ZM196 205H197V203H196ZM209 205H208V207H209ZM86 207H85V209H86ZM188 207H189V205H188ZM191 207H193V206H191ZM182 208L180 210L184 212V209L182 210ZM197 209H199V206L197 208H194V211H197ZM204 209H205V205H204ZM180 210H176V211L179 212ZM190 210H191V208H190ZM181 213H180V215H181ZM194 213H192V215ZM209 213L207 211V213H205V214H209ZM221 213L219 214V216L222 215V217H220V218L217 217L216 219H218L222 223V226L223 225L225 226V224L228 223L230 217L227 214L224 216L223 213L222 214ZM178 214H174V216L178 217ZM183 215H184V213H183ZM129 216L132 219V221H129L130 223L128 222V220L130 219ZM198 216H199V214H198ZM223 216L224 217L227 216V219L226 218H223ZM184 217L185 216H183V217L181 216V219H182V220L180 219L181 222L184 220L183 219ZM188 217H190V216H188ZM228 217H229V219H228ZM6 218H12V215H7ZM193 218H191V219L193 220ZM196 218H197V215H196ZM231 218H232V222H233V219L235 218V216L234 217H231ZM121 219L127 220V222L129 224L127 222H124V224L122 226L121 223H123V221L120 223ZM198 219H199V217H198ZM203 219H204V221H202ZM248 219H249V217H248ZM192 220H190V221H192ZM175 221H179L178 218H176ZM188 221H189V218H188ZM212 221L215 222V223L213 224ZM243 221H245V220H243ZM119 223L121 225H119ZM185 223H187V222H185ZM223 223H225V224H223ZM5 224L6 223H4V225L3 224H1V225L5 226ZM175 224H176V222H175ZM211 224H213V225L211 226ZM11 225H9V226H11ZM187 225H190V224H187ZM218 225H219L220 229H222V226L219 224V222H218ZM218 225H216V227H218ZM9 226H8V228H9ZM184 226H182V227H184ZM230 226H228V227H230ZM216 227H215V230L216 231H212V232L214 234H216L218 240L222 241L223 240V237H224V236H222V230H220L219 227L218 228H216ZM6 228H7V226H6ZM6 228H3V229L6 230ZM169 228H170V231H169ZM184 228H186V226ZM165 229L167 231H164ZM225 229L227 230L228 228H225ZM0 230H1L0 231V235H3L4 230H2L1 228H0ZM7 230L9 231L10 229H7ZM12 230H14V234L16 236L19 235V234H16L17 232H16L15 228L12 227L11 228V231L9 232V235L6 232V234L9 237H11L13 235L12 234L13 233ZM18 230H19V228H18ZM163 231L165 233L168 232V235L169 234L171 236L173 235L172 236L173 239L170 236L168 237L169 239H167V238H166L167 240L165 239L166 242H169V245L163 244V243H165L164 240L162 239V237L165 236V235L162 236V232ZM223 231L226 234V231L225 230H223ZM10 233H11V236H10ZM33 235L34 234H32V236ZM43 235H45V234H43ZM76 235L77 236H81L79 240H74V237H76ZM16 236H14V237L16 239H18ZM30 236L31 235L25 236V234H24V236L22 235L21 236L22 238H20V239H23V237H24V239H25L26 242L29 240L28 243L29 244L31 243L30 246L32 245L31 246V248H32V247H34L33 246V242L35 244L37 241L36 240L33 241L32 239H34L35 237L31 239ZM230 236H233V235H230ZM19 237H20V235H19ZM28 237H30V238H28ZM0 238H1V236H0ZM3 238H5L4 235L0 239V245H1L0 246V249H1L0 252L2 254V253H4L3 250H6L7 255L5 257V253H4V254H2L4 257H2V255L0 254V256L2 258V259L0 258V264H26V262H27V261H25V259H26L25 258V254H27L26 252L24 254V258L25 259L22 260V257H23L22 255L24 253L23 251H25V249H23V250L19 249L18 251H14V250L11 249V246L14 245V247H16L17 245H20L22 241L19 242L20 244H17V243H15V240H13L14 241L13 242L12 239H11L12 242L11 243H9L10 241L8 242L10 244V246H8V248L10 249L9 250V249H7L5 247V243H2ZM35 239H37V238H35ZM40 239L38 240V244L40 243L39 241H41L42 239H44V237L41 240ZM232 240H233V238L231 239V241ZM30 241H33V242H30ZM59 241H60V239H59ZM212 241H214V240H212ZM143 242H145L147 244V246L145 245V243L143 244ZM222 242H221V245L224 246L225 244H222ZM42 243H40V244H42ZM15 244H17V245H15ZM38 244H36V245H38ZM227 244L229 245L228 242L226 243V245ZM2 245H4V246H2ZM22 245H24V247H25V244H22ZM44 245H45V243H44ZM92 245H95L94 246V250H97L96 248L98 246V250L99 251L102 250V253H100V254L97 253L96 254V252H91L90 253L89 251H87L85 247H89L90 248V247H92ZM161 245H163V246L166 247V248H164V250L162 249V251L159 250V249H161V247H160ZM194 245L195 246L197 245L196 246V251L194 252V254L192 253L193 251L192 252L191 251L188 252V248L190 247L189 249H191ZM226 245L224 247H226ZM42 246H43V244H42ZM55 246H57V247H55ZM65 246H66V249L67 248L69 249V251L68 250H65V251L63 250L65 248ZM21 247H23V246H21ZM28 247L29 246L26 247L27 250H28ZM38 247H40V246H38ZM154 247L155 248L157 247V249H158V247H160L158 250L156 249L157 250V253L158 252H160V253L156 254V252H154V250H153V252L156 254V256H150V255L148 256L147 254H149L150 250L155 249ZM31 248H29V249H31ZM193 248H192V250H193ZM36 249H37V247H36ZM7 250H9V251H7ZM20 250L22 251V253H20L21 252ZM32 250H33V248H32ZM38 250H39V248H38ZM41 250H42V248H41ZM226 250L227 249H225V251ZM67 251H68V253H67ZM86 251L88 252L89 255L87 254ZM31 252L32 251H30V253ZM61 252H62V254H61ZM226 252H225V254H227ZM30 253L28 254L29 255V259L32 258V256L30 255ZM33 253H35V252H33ZM59 253L61 255H64L65 253H67L68 255L66 254V255H64V256L61 257V255ZM188 253H189V255H188ZM218 253H221V252H218ZM39 254L41 255V253H38L37 254L38 257H36V259L37 258L40 259V258H43L44 257V259H46L47 261L43 262V260H41V259L40 260L42 262L40 260L39 261H35L38 264H44V263L49 264L50 262H48V259H49V261L50 260H55L54 258L51 259L47 255H46L47 256L46 257L45 256V252H42V257ZM222 254L224 255V253H222ZM222 254H221V257H222ZM28 255H26V256H28ZM139 255H142V257H143V258L141 257L142 260H141V258H137ZM186 255H188L187 258L189 257L188 260L187 259L185 260ZM229 255L230 254H228V257H229ZM73 257H74V255H73ZM204 257H206V259H207L206 262H205V258ZM216 257H219V256H216ZM226 257H227V255H226ZM233 257L234 258H231V260L232 259H235V255ZM239 257L241 258V256H239ZM242 257L244 258L243 255H242ZM33 258L35 260V257H33ZM29 259H28V261L30 262ZM65 259H66V261H65ZM34 260H32L31 262H33L35 264ZM241 260L243 261L244 259H241ZM247 260H249V259H247ZM58 261H60V263ZM58 261H56L57 264L58 263L59 264L62 263L61 260H58ZM224 261H226V260H224ZM230 261H228L229 262L228 264H230ZM233 262L237 263V261H235V260H233ZM51 263L56 264L53 261ZM237 264H239V263H237Z\"/></svg>","mask_w":264,"mask_h":264},{"label":"rangeland","instance_id":"374dc122","mask_svg":"<svg viewBox=\"0 0 264 264\" xmlns=\"http://www.w3.org/2000/svg\"><path fill=\"white\" fill-rule=\"evenodd\" d=\"M58 2V0H54V2H55V5L57 4V2ZM60 2H61V0H59ZM86 1V2H85ZM63 0L61 3H59V4H63L62 6H61V8L59 7V5L57 4V6L59 7H57V6H55V5H53L54 4V2H53V0L52 1H44V4L42 5V11H44V9H46V8H48V10L50 11H48L47 12V10H46V12L44 13L43 12V14H42V12H41V8L39 7V6H37L36 4H33L34 3V1L33 0H29V2H28V0H0V3H1V5H0V12H2V13H4V10L6 9V11H5V15L6 14H9V13H11V10H12V8L13 9H16L15 10V13H14V11H13V13H11V14H13L12 15V19H17V20H19L20 22H25V21H27V22H25V23H22V25L23 24H25V25H29L28 27H26L27 28V30L25 29V33H26V31H27V38H28V36H29V38H31V37H33L32 35L34 34V41H35V39H36V33H37V37L38 36H41V37H38V38H40L39 40H40V42H39V40H38V42L41 44L43 41H44V38H43V35L41 34V29L43 28V26L47 23H49L50 21H52V20H54V19H57V17H58V19L60 20L59 21V24H60V40H62L61 41V43L63 42L64 44H62L61 45V47L63 46V47H66V49L68 48V45H69V48H68V50H67V52H66V50H65V48H61L60 47V49H58V52H59V57L57 58V61L55 62L54 61V63H56V64H59L60 66H59V68L60 69H58V71H59V74H63V75H65V76H68V78H72L73 80H75V87H79L78 89H77V91H79L78 92V96L81 98V100L85 97H83L82 98V95L84 94V93H86V94H88V92H90V93H92L93 95H92V97H91V102L95 99V102H92V106L94 107V105L96 106H98L99 104L100 105H103L102 107L99 105L98 107V109L97 110H104V109H107V108H111V109H114V107H115V109H116V111H118L119 109V106H121V105H119V104H117V99H119V96H120V93L121 92H123L129 85L128 84H130L129 83V81H128V83H126L127 82V80H125V78L123 77V75H118V74H122V73H124V68H119V64H113V61H112V59L113 58H117L119 55H121V53H122V51L124 50V47L122 48L120 45H122L118 40H108L109 38H107L106 39V41L105 42H103L105 39H104V37H105V35H104V33H103V31L105 32V31H108L109 30V28L111 27L110 25V23L111 22H113V21H116L117 20V18L118 19H123V16H125L124 17V19H125V22H128V21H132L133 20V22H135V21H137L138 19H135V18H133L131 15L130 16H128V19H127V16L125 15V11L126 12H128L129 10L131 11V9H134L135 10V0H130V2L132 3V5H131V3L129 2V0H107V2L108 3H106V0H102V2H103V4H107V5H103V7H105V8H101V6H98V5H102L101 3L99 4V2H100V0ZM92 1V2H91ZM110 1V2H109ZM119 3H118V2ZM137 1H139V0H136V2ZM155 1V0H154ZM159 1V3L161 4H159L160 6H161V8H159V10H157V8H156V10L159 12H156V11H154V9H152L151 7V5L153 4V2H152V4L150 3V4H148L147 6H146V10H145V7L144 8H141L142 9V11H144L145 10V12L149 9V7H150V12H149V10H148V12H146V14L148 13V15H149V13H150V15L152 16V14L155 12V13H158V14H160V15H154L153 14V17H152V19H153V21H154V23H157V20H160L158 23H159V25H157L156 24V26H157V28H156V26H155V28H156V32H158V33H156V37H155V42H156V50L158 51V53H159V51L161 50L162 51V49L164 50V51H162V53H161V51H160V58H162V60H165L164 59V57L166 58V61H168V59H169V61H172V62H169L170 64H173V65H175L178 69H180L181 71H183V73L185 74V72L186 71H188L189 73H191V74H193V76H194V78H196V81H198V83H199V86H194L193 88H194V90H196V91H200V89H204L205 87L207 88V90H213L214 91V93L216 94H218L219 93V95H221V96H223V95H225L226 96V94H231V95H233V97L235 96V98L234 99H232V98H230L231 96L229 95V99H230V101H231V103H230V106H229V104L227 105V102L225 103V100H226V98H227V96H226V98H225V100H224V96L223 97H220V98H223V103L224 104H226L227 106H229V109H228V111H231L232 112V116H228L229 118H227L226 120L225 119H223V122H225V125H227L228 123L227 122H229V124L227 125V126H224V125H222V123H220L221 121H219V123H217L216 122V124H219L218 126H219V128L221 127L220 125H222L223 127H221L220 129V133L221 134H219V130H218V132H217V130L216 129H218V128H216L215 126H214V121H216V120H214L213 122L214 123H212V125L214 126L213 128L211 127V128H209L208 129V131L206 132V133H204L205 131H197V127L199 126V124H200V121H198V124H196L197 125V127L195 128V130L197 131V133L196 132H194V131H192V132H194V133H196V134H193V133H191L190 132V130H188L187 128H186V130L188 131V132H190L191 134H193V135H197V134H199V136H200V134L202 135L201 136V138H202V140L204 139V143L202 142V140H201V142H202V145L199 143V142H196V141H200V139H196V137L194 138V136H190V138H191V141L192 142H195L194 144L195 145H190V144H188L189 142L190 143H192L190 140L188 141V143H186V141H187V138H188V133H187V131H186V133H183L182 135H185V141L183 142L182 141V139L184 138H182V135H181V133H180V136H175L176 134H179L178 132H177V129L176 130H174L173 132H177L176 134H174V133H172V134H174L173 136H175V137H177V139H175L176 141H180L181 140V142L180 143H182L180 146H183L184 144L186 145V147H177L178 146V142H176L171 136H172V134H170L171 136H167V133L168 132H166V131H158V132H164V133H162V134H160V133H158V134H156V135H158V137H156L155 135V137H151V138H159V139H157V140H155V141H161V140H164V141H162V142H167V141H170V140H172V141H170V143H171V145H175V144H177V146L175 147V146H173V147H168V149H169V152H167V154H166V152H165V154L166 155H164V154H161L162 156H165V158H164V160H163V157L161 158L160 156V151L158 152V154H159V157H160V164H156V167H155V171H157L158 170V173H160V171H161V174H162V176H164V178H165V172H163L164 170H162V169H160L161 168V165H162V160L164 161L163 163V167H164V169H169L167 172H166V176L168 175V176H171V179L173 178V179H175L176 178V176L177 175H179L180 177H182L183 178V180H181L182 178H180V179H177V180H181V181H178V182H176V183H174L173 182V179H172V182L176 185H171V186H174V187H171V189H172V191L169 189L170 187L168 186L167 187V189L165 188V187H163V185H162V183L164 182V179L163 178H161L160 177V180H156V183H157V181H160V182H158V187L160 188L159 189V191L161 192V196H160V198H159V202L157 203V206L159 207L158 209H160V206H162V209H163V207L164 206H166V207H164V208H166L167 210H168V208H170V204H176V200H177V205H178V207L180 208V206H181V204H182V206H181V208H182V210L184 209V212L183 211H181L180 209H177V208H171V210H172V212L174 213V214H178V217H176V216H174V214L170 211V209L168 210L169 212H164L163 213V215L164 214H168L170 217H171V219H172V221H171V226L173 227V229H175V230H172V231H179V230H183V231H189V229H190V231H207V227H209L210 226V224H206V222L208 223L209 221L211 222V220H213L214 219V215H215V213L214 212H217V213H221L223 210L222 209H224L225 208V205H226V203L229 201V199L225 196V194L223 193V192H221V191H219L218 189H216V191H219V192H216L215 191V189L213 190H210V191H208L209 193H206V196H205V194H203V195H201V197H200V199H198L197 197H191L190 196V194H189V192L190 193H192L191 191H194L195 193H196V191L197 192H199V194H200V191L198 190V189H196L194 186L196 185V180H194L193 178H194V176H193V162H194V159H196V158H200V157H202V156H204L205 154H207V151L210 149V147L211 146H213V144H215V142H216V144L217 145H219L220 144V146L221 145H223V144H221V143H223L224 142V144L228 141V140H230L231 142H233L231 139H233V138H235V136H233V134L234 135H236L237 133H240V132H242V131H245V132H243V133H247V134H249L248 135V141H246V140H244V144H245V142H247V144H250V142H249V138L250 137H253V139L255 138V139H257V140H255L254 139V142H251V144H255V146H256V144L257 145H261L263 148H262V150L260 151V150H258L257 152H259L260 151V154L262 153V155H264L263 153H264V138L259 134V132H263L264 131V67H262V64H264V59H262V50H261V47L259 46V44H258V42H254V40H250V38H246L245 36H246V34L248 35L249 34V31L248 30H250L249 29V27L251 28V30H250V32H252L253 31V27H251V24L253 23V19L250 17V14H252L251 12L252 11H254L256 8V12L257 13H255V14H259V13H263L264 14V0H172V1H170V0H158ZM171 3H169V2ZM242 1H244L243 3H242ZM31 2H33L32 4H31ZM52 3V4H50V3ZM64 2H66V3H64ZM89 4H91V5H88V3ZM98 2V4L97 5H94V4H96ZM116 2V3H115ZM124 2H125V4H124ZM179 2V3H178ZM253 2V3H252ZM259 2V3H258ZM45 3H47V4H45ZM51 5H49V4ZM94 3V4H93ZM110 3V4H109ZM121 3H122V5H121ZM127 3V4H126ZM130 3V5L132 6V7H129L128 8V6H130V5H128ZM154 3H157V1H155ZM237 3V4H236ZM246 3H248L247 5H246ZM23 4V5H22ZM83 4H85V5H83ZM92 4L94 5L93 6V8H91V6H92ZM158 4V3H157ZM221 4V5H220ZM251 4L253 5L252 7H251ZM262 4H263V7H261L262 6ZM5 5V6H4ZM13 5V6H12ZM16 5V6H15ZM25 5H27V7L25 6ZM45 5V6H44ZM53 5V6H52ZM88 5V6H87ZM128 5V6H127ZM224 5H225V7H224ZM246 5V6H245ZM9 6H10V8H9ZM18 6V7H17ZM21 6H23L22 8L23 9H21ZM25 6V7H24ZM29 6V7H28ZM46 6H50L51 7V9H52V7H57V9H58V11H56L57 13L55 14L54 13V11H55V8L53 9L54 11L53 12H51L52 10H50L49 8L50 7H46ZM78 6H80V7H78ZM96 6H98V8L96 7ZM122 6V7H121ZM134 6V7H133ZM241 6H242V10L243 9H246L245 11L247 12V14H249V16H247L246 14H245V12H243L240 8H241ZM255 6V7H254ZM5 9H4V8ZM8 7V8H7ZM15 7V8H14ZM99 7H100V9H99ZM108 7V8H107ZM154 7H156V5L154 6ZM172 7V8H171ZM240 7V8H239ZM245 7V8H244ZM248 7H250V8H248ZM254 7V10H252V8ZM30 8V9H29ZM33 8V9H32ZM39 8V10H37ZM78 10H77V9ZM83 8V9H82ZM90 8V9H89ZM114 8H115V10H116V13H115V11H114ZM148 8V9H147ZM222 8V9H221ZM258 8H259V10H258ZM2 9V10H1ZM4 9V10H3ZM17 9H19V11H17ZM21 9V10H20ZM36 9V12L37 11H39L40 13H41V16H39V17H37L38 16V14H39V12H38V14H37V16L36 17H34L35 15H34V13H35V10ZM91 10V11H89V10ZM104 9H106L107 10V12H106V10L104 11ZM117 9H122L123 10V13H124V15L123 16H121V17H118L119 15L118 14H120L121 12H119V10H117ZM144 9V10H143ZM170 9V10H169ZM180 9V10H179ZM205 9L207 10V11H205ZM249 9H250V11H249ZM27 10L29 11V12H27ZM31 10H33L34 11V13H33V18L31 17V13H32V11ZM69 11L70 10V14H68L67 16L66 15H63L64 14V11ZM93 10H94V12H93ZM109 10V11H108ZM134 10H132V12L134 11ZM160 10H161V12L162 13H160ZM10 11V12H9ZM17 11V12H16ZM23 11H25V12H23ZM78 13H77V12ZM102 11H103V13H102ZM130 11H129V13H130ZM141 11V12H142ZM230 11V12H229ZM6 12H9V13H6ZM18 12H19V14H18ZM21 12L22 13H24V14H21ZM110 14H109V13ZM114 12V13H113ZM144 12V13H145ZM153 12V13H152ZM249 12V13H248ZM1 13V14H2ZM27 13V15H28V13L29 14H31V15H28V16H25V14ZM50 13H52V14H50ZM54 13V14H53ZM97 15H96V14ZM100 13H101V15H100ZM10 14V15H11ZM16 14V15H15ZM93 14H95V15H93ZM112 14H117L118 16L116 17V15H112ZM218 14V15H217ZM225 14V15H224ZM262 14V15H263ZM22 15H23V17H22ZM40 15V14H39ZM93 15V17H95V18H93L92 19V16ZM111 15V20H110V18H108V16H110ZM133 15V14H132ZM150 15L148 16L149 17V20H150ZM164 15V16H163ZM208 15V16H207ZM223 15V16H222ZM253 15V14H252ZM251 15V16H252ZM20 18H19V17ZM57 16V17H56ZM87 17V19H86V17ZM99 16V17H98ZM101 16V17H100ZM107 16V17H106ZM158 18H157V17ZM161 16H162V18H161ZM221 16V17H220ZM232 16V17H231ZM253 16H255V15H253ZM1 17V16H0ZM27 17V18H26ZM89 17V18H88ZM98 17V18H97ZM102 17H104L103 19H102ZM133 18L132 20H131V18ZM135 17V16H134ZM250 17V18H249ZM258 17V16H257ZM51 18V19H50ZM91 18V19H90ZM97 18V19H96ZM99 18L100 19H102V20H100L101 21V23H100V21H99ZM159 18H161V19H159ZM224 18V19H223ZM251 19V21L249 20V19ZM23 19H25V20H23ZM80 19V20H79ZM95 19V20H94ZM156 19V20H155ZM202 19V20H201ZM213 19V20H212ZM235 19V20H234ZM1 20V19H0ZM23 20V21H22ZM30 20L32 21V22H30ZM41 20H42V22L44 23V25H43V23L41 22ZM44 20V21H43ZM94 20V21H93ZM106 20V21H105ZM165 20V22H166V24H165V28L164 29H162V26L164 25V23H163V21ZM211 20V21H210ZM234 20V21H233ZM70 21V22H69ZM87 21H88V23H87ZM98 21V22H97ZM105 21V22H104ZM124 21V20H123ZM151 21V20H150ZM156 21V22H155ZM170 21H172V22H170ZM217 21V22H216ZM41 22V23H40ZM72 22V24H74L75 23V25H74V30L76 29V31H73V25H71V26H69V27H67L69 24L68 23H71ZM81 24H80V23ZM86 22V23H85ZM92 22H94L93 24H92ZM97 22V23H96ZM104 24H103V23ZM107 22H108V24H110V25H107ZM110 22V23H109ZM142 23H145L146 24V21H141ZM152 22V21H151ZM192 22H194V23H192ZM205 22V23H204ZM212 22V23H211ZM29 23V24H28ZM66 23V24H65ZM98 23H100V24H98ZM153 23V22H152ZM162 23V24H161ZM215 23V24H214ZM229 23V24H228ZM25 25H23V28H24V26ZM102 25H103V27H102ZM106 25V26H105ZM155 25V24H154ZM170 25V26H169ZM198 25V26H197ZM229 25V26H228ZM33 26V27H32ZM42 26V27H41ZM64 26V27H63ZM83 26V27H82ZM89 26V27H88ZM110 26V27H109ZM175 26V28H172V27H174ZM253 26V25H252ZM62 27V28H61ZM92 27V28H91ZM106 27H108V28H106ZM172 28V29H170V28ZM216 27H217V29H216ZM248 27V33H246L245 34V32H246V30L244 29V28H247ZM67 28H68V33H66L65 32V30L67 31ZM70 28V29H69ZM95 28V29H94ZM161 28V29H160ZM215 28V29H214ZM62 29V30H61ZM65 29V30H64ZM83 29V30H82ZM94 29V30H93ZM106 29V30H105ZM111 29V28H110ZM183 29V30H182ZM24 30V29H23ZM29 30H30V32H29ZM70 30H72V31H70ZM102 30V31H101ZM159 30V31H158ZM175 30V31H174ZM244 30V31H243ZM63 31V32H62ZM80 31V32H79ZM96 31V32H95ZM231 31V32H230ZM243 31V33H241ZM35 32V33H34ZM70 32H72V33H74L72 36L71 35H69V33ZM76 32V33H75ZM93 32H95V33H93ZM100 32V33H99ZM161 32H163V34L161 35L160 33ZM31 33V34H30ZM82 35H81V34ZM106 33V32H105ZM231 33V34H230ZM238 33V34H237ZM30 34V35H29ZM62 34H64L65 36L62 38ZM91 34H93V35H91ZM213 34V35H212ZM219 34V35H218ZM245 34V35H244ZM253 34V33H252ZM99 37H97V36ZM108 35H110V34H107V36ZM160 35V36H159ZM199 35V36H198ZM250 35L251 34H249L248 36L250 37ZM24 36H26V34L24 35ZM31 36V37H30ZM80 36L82 37L83 36V38L81 39L80 38ZM93 36V37H92ZM163 36H164V38L165 39H167V40H165V42H166V45L164 44V41H163ZM176 36V37H175ZM218 36V37H217ZM84 37H85V40H84ZM101 37V38H100ZM161 37V38H160ZM215 37V38H214ZM26 38V37H25ZM25 38H23V39H25ZM26 38V40L29 42V41H31L32 40V38L29 40V38L27 39ZM42 38V39H41ZM95 38V39H94ZM178 38V39H177ZM201 38V39H200ZM220 38V39H219ZM22 39V40H23ZM71 39V40H70ZM223 39V40H222ZM250 41H249V40ZM251 39H253L252 37H251ZM64 40L66 41V42H64ZM69 40L71 41V42H69ZM86 40H87V42H86ZM190 40H192V41H190ZM202 40H203V42H202ZM33 41V40H32ZM83 41V42H82ZM95 41H97V42H95ZM100 41V42H99ZM218 43H217V42ZM254 43H253V42ZM23 42H24V40H23ZM36 42V41H35ZM82 44H81V43ZM85 42V43H84ZM89 42V43H88ZM99 42V43H98ZM112 42V43H111ZM114 42H116V43H114ZM244 42V43H243ZM251 42V43H250ZM30 43V42H29ZM37 43V42H36ZM59 43H60V41H59ZM60 43V44H61ZM65 43H68V45L66 44V46H65ZM79 43V44H78ZM94 43L97 45V47H96V45L94 46ZM163 43V44H162ZM214 43V44H213ZM43 44V43H42ZM60 44H59V46H60ZM71 44V45H70ZM78 45V46H76V45ZM84 44H87V45H84ZM102 44V45H101ZM105 46H104V45ZM109 44V45H108ZM232 44V45H231ZM256 44V45H255ZM89 45V46H88ZM107 45L109 46V47H107ZM253 45H255V46H253ZM71 46V47H70ZM81 46H82V48H84V50H85V52H84V50L82 49V54L80 53V48H81ZM112 46V47H111ZM116 46V48L114 49V47ZM163 46V47H162ZM245 46V47H244ZM26 47V48H25ZM75 47V48H74ZM96 47V48H95ZM168 47V48H167ZM170 47V48H169ZM191 47V48H190ZM214 47V48H213ZM220 47V48H219ZM256 49H255V48ZM259 47V48H258ZM22 48V50L24 51V53H27L28 51H26V49L28 48V46H27V44H24V46H22L21 47ZM88 49V51H87V49ZM107 48V49H106ZM109 48V49H108ZM120 48V49H119ZM162 48V49H161ZM167 48V50H165V49ZM204 48H207L208 50H209V52H207L206 51V49H204ZM252 48V49H251ZM257 48H258V50H257ZM61 49H62V51H61ZM74 49V51H72ZM93 49V50H92ZM218 49V50H217ZM28 50V49H27ZM65 50V52H63ZM80 50V51H79ZM94 50H97V51H95V52H93ZM101 50H105V51H107L106 52V55H107V57H106V55H105V51H103V53H101L102 51ZM116 52H115V51ZM202 50V51H201ZM253 50V51H252ZM204 51H205V53H204ZM240 51H242L241 52V54H240ZM51 52V51H50ZM87 52V53H86ZM111 53V55H110V53ZM113 52V53H112ZM120 54H119V53ZM213 52L215 53V55L213 54ZM52 53V56H55L54 55V53L53 52H51ZM64 53V54H63ZM85 53V54H84ZM89 53V54H88ZM97 53V54H96ZM99 53V54H98ZM116 53V54H115ZM165 53V54H164ZM169 53H170V55H169ZM186 53H188V54H186ZM206 53H208V55H205ZM260 53V54H259ZM79 54V55H78ZM86 54H87V57H86ZM101 54V55H100ZM102 54H104L103 56H102ZM109 54V55H108ZM200 54V55H199ZM29 58H33V54L32 53H27L26 54ZM62 55V56H61ZM99 55V56H98ZM114 55H116V56H114ZM203 55V56H202ZM209 55H210V60H211V64L213 65L214 64V62L216 63V65H214V66H211V64L209 63V60L208 61H206V59L209 57ZM259 55L261 56V61L260 60H258L257 58H259ZM50 57V58H53V57ZM61 56V57H60ZM91 56V57H90ZM95 56H97V57H95ZM112 56H114L113 58H112ZM170 56V57H169ZM74 59H73V58ZM84 57V58H83ZM89 57V58H88ZM93 57V58H92ZM110 59H109V58ZM205 57V58H204ZM213 57V58H212ZM67 58V59H66ZM71 58H72V60L74 61H71ZM94 58L96 59H100L99 61L98 60H96V61H94ZM168 58V59H167ZM245 58V59H244ZM92 59V61H91V63H92V65H91V63L89 62L90 60ZM104 59L105 60H108V61H104ZM209 59V58H208ZM61 60V61H60ZM70 60V61H69ZM61 62V64L60 63H57V62ZM69 61V62H68ZM86 61H88V62H86ZM94 61V62H93ZM165 61V62H166ZM213 61V62H212ZM218 61V62H217ZM244 61V62H243ZM71 62V63H70ZM79 62V63H78ZM82 62V63H81ZM111 62V63H110ZM206 62V63H205ZM69 63V64H68ZM101 63V64H100ZM102 63H104V64H102ZM119 63V62H118ZM217 63H218V66H217ZM261 63V64H260ZM71 64V65H70ZM80 64V65H79ZM113 64V65H112ZM77 65V66H76ZM81 65H83L82 67H81ZM88 65H89V67H88ZM93 65H95V66H93ZM97 65H99V66H101V68L103 69V67H105L106 65H108L107 67H106V69L104 68L103 70H101L100 69V67L98 66L97 67ZM103 65V66H102ZM110 65V66H109ZM88 68H87V67ZM116 67V68H113V69H111L112 67ZM121 66V65H120ZM264 66V65H263ZM70 67V68H69ZM74 67V68H73ZM86 67V68H85ZM94 69H93V68ZM218 67H219V69H218ZM223 67V68H222ZM228 67V68H227ZM234 67V68H233ZM248 67V68H247ZM64 68H66V69H68V70H66V69H64ZM80 68H82V70H84V72L80 69ZM107 68H108V70H107ZM110 68V69H109ZM209 68V69H208ZM91 69H93V71H95V72H93V71H91ZM115 69V70H114ZM177 69V70H178ZM61 70V71H60ZM71 72H70V71ZM72 70H74L73 71V73H72ZM89 70V71H88ZM96 70H98V71H100V73L101 74H99V72L97 73L96 72ZM105 70H107L106 72H105ZM251 70V71H250ZM63 71H66V73H68V74H65V72H63ZM104 71V72H103ZM248 71V72H247ZM62 72V73H61ZM81 72V73H80ZM117 72V73H116ZM119 72V73H118ZM122 72V73H121ZM188 72L186 73V74H188ZM91 73V74H90ZM92 73H94L95 75H92ZM112 73H114V74H112ZM81 74L84 76V78H83V76H81ZM89 74V76H87ZM99 74V75H98ZM72 75V76H71ZM91 75V76H90ZM111 75V76H110ZM113 75H115L116 77H114V78H112V76ZM93 76V77H92ZM103 76H104V78H103ZM123 78L124 79V83H123V81H122V79L120 78ZM79 77V78H78ZM87 77V78H86ZM89 77V78H88ZM94 77H96V78H94ZM102 77V78H101ZM106 77V78H105ZM110 77V78H109ZM82 78V79H81ZM99 78H100V80L102 81L103 79H105L106 80V82H108V83H110L111 81H112V83H113V86H110L111 84H108L109 86H110V92H109V89L108 88H105L106 86L107 87H109L108 85H107V83L105 82V80L104 81H102V82H104V83H102V82H100V80H99ZM78 79H80V80H78ZM85 79H87V80H85ZM91 79H93V80H91ZM83 80L85 81V82H83ZM91 80V81H90ZM97 80V81H96ZM108 80H110V81H108ZM113 80H115L114 82H113ZM117 80V81H116ZM78 81V82H77ZM89 81L90 82H92V83H89ZM122 81V82H121ZM258 81V82H257ZM94 82H95V85H94ZM97 82V83H96ZM102 83L103 84V86L105 85V83H106V85L103 87L102 86V84H101V86L102 87H99V85H97V84H99V83ZM121 82V83H120ZM80 83V84H79ZM82 83V84H81ZM114 83H116V84H114ZM117 83L118 84H122L123 83V85H124V87L123 88H120L121 86H119V85H117ZM201 83V84H200ZM84 84V85H83ZM88 84H89V87H88ZM92 84L95 86V89H94V87H92ZM85 85H87V86H85ZM115 85L117 86V88H115ZM82 86H85L84 88L82 87ZM118 86H119V88H120V90L118 89ZM125 86H127L126 88H125ZM112 87L114 88V90L115 89H117L118 91H121L120 93H119V96L117 95L118 94V92H116L115 93V91H111V89H112ZM202 87V88H201ZM204 87V88H203ZM82 88V89H81ZM87 88H89V89H92L93 91H91V90H89V89H87ZM97 88H99L98 89V91H96L97 90ZM102 90H101V89ZM125 88V89H124ZM205 88V89H206ZM262 88V89H261ZM84 89H86V90H84ZM107 89V90H106ZM101 90V91H100ZM104 90V91H103ZM116 90V91H117ZM83 91V92H82ZM86 91V92H85ZM95 91V92H94ZM105 91H108V92H105ZM99 92V93H98ZM112 92H113V96H115V97H113L111 94H112ZM81 93V94H80ZM110 93V94H109ZM221 93V94H220ZM223 93V94H222ZM85 94V95H86ZM97 94H99V96L97 95ZM105 94H109V96H107V95H105ZM115 94V95H114ZM216 94V95H217ZM95 95H97V96H95ZM101 95V96H100ZM102 95H103V97H102ZM218 95V96H219ZM97 98V100H99V97L101 98L100 100H101V102L100 103H98L99 101H97L96 100V98ZM111 96V97H110ZM118 96V97H117ZM104 97H106V98H104ZM108 97H110V98H108ZM79 98V99H80ZM112 98V99H111ZM114 98V99H113ZM116 98V99H115ZM103 99H105V101H106V104H105V101H103ZM111 99V101H109ZM228 99V98H227ZM232 99V100H231ZM154 100V101H153ZM152 101H147L146 103H144V102H142V103H140V104H138V106L137 105H135V104H132L133 105V107L132 106H130V105H128V110H126L127 109V106L125 107V106H123V108H122V106L120 107L121 109V111L119 110V117H121V119H127V120H125L126 121V123H123V126L124 125H126V126H124L125 128H126V130H125V128L124 127H122V128H120L121 126H118L117 124H116V126H115V124L112 126V128L110 129V135H114V136H116V140H112V141H110L111 142V149L112 148H114L115 150H124V151H127V152H130L131 154H133V153H135V152H137L136 154H137V156L138 157H135L134 156V154H133V158H134V160L135 161H137V164H138V161H141L143 158L144 159H146V156L145 155H147V154H145L144 155V152H145V149L143 148V147H141V146H143L144 144L143 143H141L140 142V140L138 141L139 143H140V145L138 144V146H137V142L136 143H134V144H132V141H131V139L129 140V137H131V136H133V135H135V136H137V138L138 137H140L141 135V137H149V134L148 133H145V125H147L146 123L148 122L147 120H148V118L150 119V118H152V116H153V118L155 119L156 117L157 118H159L158 120H164L165 119V114H168L169 112L173 115V111H172V109L174 110V112L175 111H177L176 113H174L175 115H177V119H183V117H184V114L186 115V112H187V114L189 113V111H193V110H189V108L192 106V105H194V107H195V104L194 103H192V101H187V103H185V102H183V104L185 103L187 106L186 107H188V108H186V107H184V105L182 104L180 107H178V108H184L183 110L182 109H174V108H176V107H174V108H172L171 109V111L166 107H163L162 105H160V103H158V101H155V99H153ZM214 100V99H213ZM235 102H234V101ZM89 101V100H88ZM113 101V102H112ZM214 101H216L217 102V100H214ZM214 101H211L212 103H216V102H214ZM229 101V102H230ZM258 103H257V102ZM120 102V101H119ZM189 102H190V104L191 105H188L189 104ZM210 102V100H209V103H211ZM232 102H234V104L236 105H234V106H231V104H232ZM236 102L238 103V104H236ZM109 104V106L107 107V108H105L108 104ZM149 103L151 104L150 106H149ZM157 103V104H156ZM211 103V104H212ZM218 103L220 104L221 103V101L219 102L218 101ZM223 103H221L220 105H222ZM117 104V105H116ZM157 106H156V105ZM219 104L217 105V107L219 108V109H221L220 107H219ZM257 104L259 105V106H257ZM1 105V104H0ZM106 105V106H105ZM119 105V106H118ZM152 105H155L154 107L152 106ZM201 104H198V105H196V106H200ZM204 105H207V107L208 108H211V107H209L208 106V104H206V103H204L203 105H201L200 107L201 108H203L204 109ZM213 105H216V104H213ZM226 105H224L223 107H225ZM238 105V106H237ZM2 106V109L0 110V115H2V114H4V113H6V111H8V109H3V105H1ZM1 106H0V108H1ZM96 106V107H97ZM152 106V107H151ZM158 106H160V107H158ZM203 106V107H202ZM226 106V107H227ZM96 107H94V109L96 108ZM140 107V108H139ZM156 107H157V109H158V111L156 110ZM193 107V106H192ZM214 107V106H213ZM222 107V108H223ZM233 107V111L232 110H230V108H232ZM260 107V108H259ZM6 108V107H5ZM12 108L15 110V111H17V112H15L16 113V115L17 116H15L14 115V110H12V113H13V117H11L12 116V114L11 115H9L10 117H7V119H5V120H10V121H8V122H5L4 120L1 122L0 121V228L2 229V230H4L3 228H6V226H7V228H6V230L7 229H10L9 231L7 230H4V233H3V235H4V237L5 238H3V240H2V243H5V247L7 248V249H9L8 248V246H10V244L9 243H11L13 240H15V243H17V244H20L19 242H21V244L20 245H17V244H15V245H17L16 247H14V245L13 246H11V249L12 250H14V251H18L19 249H21V250H23V249H25V251H23L24 253H23V257H22V260L23 259H25V261H27L26 262V264H32L33 262H31L32 260H34V258L33 257H35V260H34V262L35 261H39L40 259L41 260H43V262H45V261H47L46 259H44V257L43 258H40V259H36V257H38L37 256V254L38 253H41V257H42V252H45V256L47 255V256H49L50 258H51V254H49V253H51V252H47L46 251V249H48V250H53V249H51V247L52 248H54V242H56L55 240H53V239H56V238H52L51 237V239H50V241H54L52 244L53 245H51V243H50V241H47V240H49V237H47V236H49L50 234V231H47L46 232V230L45 229H43V227L39 224V223H37L36 221H35V218L38 216V214H40V213H42V214H44V218H46V220H45V222H46V225H47V222H48V219H50V221H51V225H55L57 228L59 227L60 229H61V231L59 232V235L57 236L58 237V243L57 244H59V243H61L60 245H63V244H65V243H67L68 244V246H69V242L67 241V239L69 240V237L67 238V232L65 231H63V230H65V226L67 225V224H69V223H76V224H78L79 222H82V220L83 219H85L87 216H88V213L87 212H89V213H92V212H94V211H98L99 210V208L98 207H95V205L97 206V203H93V201L95 200L96 202H98L99 200H100V198H98V196H96V198L94 197V199L92 200V202H90V200L88 201L89 203H86V200H85V197H83L82 196V194H78L79 196H82V201H84L85 202V204H89V206L91 207V209L92 210H94V211H92V212H90V211H85V210H91L90 209V207L88 208V207H86V209H85V207H84V210H79L78 209V211H76V215H71V214H68L67 212H65L64 210H61V211H59V210H56V209H54L48 202H49V195L51 194V191H53V186H55V189H57L56 188V186L58 185V184H60V183H58L57 184V174L55 175V177H53V178H51V180L48 182V188L49 189H51V191H49L48 190V188H46L47 189V193L49 194H44L43 195V197L41 198V203L40 204H38L37 206H35V207H33L32 209H30L29 208V210H25V207H23V204H22V202H21V200H22V197H20V194L18 195V196H13V194L15 193V192H21L22 190H24V189H26L27 187H26V184H29V183H31L30 182V180H28V178H30V179H33L32 177H34L35 175V173L37 174H39L40 173V171H38L37 169V171H34L33 169H32V173L30 172V170L29 171H24L23 170V168L22 167H24V165H26V164H30L31 162H33V161H39L40 159L39 158H41V156H42V154H40L39 152H37L36 151V149H33L34 148V146L33 145H31V144H36L35 145V147L36 146H38L37 144L39 143V141L37 142L35 139H37V140H39V135H40V132H39V128H37V127H34V128H31L30 127V129H27L25 126H39V125H41L40 124V122L39 123H37V121H36V119L32 116V115H29L27 112H25L24 110H20V109H18V108H15V106L14 105H12ZM103 108V109H102ZM132 108H133V110H132ZM199 108V107H198ZM206 108V107H205ZM118 109V110H117ZM129 109H130V111H129ZM141 109V110H140ZM145 109V110H144ZM191 109V108H190ZM193 109V108H192ZM197 111L198 110H200V109H197V108H195ZM194 109V110H195ZM203 109H201L202 111L201 112H203L204 111V113H205V110H203ZM212 109H215V108H211V110ZM219 109H217V111L219 110ZM226 109V108H225ZM5 110V111H4ZM124 110V111H123ZM136 110V111H135ZM147 110V111H146ZM149 110H151V111H153L154 113H152L153 115H151V113H148V111ZM189 110V111H188ZM216 110V109H215ZM223 110V109H222ZM227 110V109H226ZM51 111V110H50ZM129 111V113L130 112H132V114H129V113H126V112H128ZM163 111H165V112H163ZM178 111L180 112V117H179V115H178ZM184 112V114L182 113V112ZM207 111V110H206ZM217 111H215V112H217ZM224 111V110H223ZM21 112H23V113H21ZM145 112V113H144ZM156 112V113H155ZM162 112V113H161ZM195 111H193L192 113H194ZM200 111H198V113H199ZM209 112L211 113L212 112V116H209L208 117V120H209V118H213V119H215L214 117L215 116H213V110L212 111H210L209 110ZM215 112H214V114H215ZM231 112H229V113H231ZM127 114V116H126V114ZM142 113H144V115L142 114ZM169 113V114H170ZM206 113H208V112H206ZM205 113V114H206ZM220 113V112H219ZM219 113H218V115H219ZM222 113H225V112H222ZM226 113H227V111H226ZM21 114H26V116L25 115H21ZM121 114H122V116H121ZM124 114V115H123ZM149 114V117L148 116H146V115H148ZM170 114V115H171ZM183 114V115H182ZM190 114L191 113H189L188 115H189V118L190 117H192V122H195L196 120H200L201 118H207V117H205L204 115H202V114H200V115H202V116H204V117H201V116H198L197 114H196V116H198V117H201L200 119H198L196 116V118H193L194 117V115L192 116H190ZM150 115H151V117H150ZM159 117H158V116ZM163 115V116H162ZM183 117H182V116ZM187 115V116H188ZM229 115V114H228ZM18 116H20V117H18ZM22 116V117H21ZM131 116V117H130ZM133 116V117H132ZM141 117V118H139V117ZM146 116V117H145ZM164 117V118H162L161 119V117ZM167 116V115H166ZM185 117L186 118V122H184V123H186V124H189L188 123V117ZM227 116V115H226ZM225 115H224V117H226ZM1 117V116H0ZM16 117H17V119L18 120H15L16 119ZM30 117L31 118H33V119H30ZM64 117H65V119H64ZM138 117V118H137ZM145 117V118H144ZM24 118V119H23ZM58 118H60V119H62L63 118V122H65V120L66 121H68V118H69V116L67 115V114H61ZM136 118V119H135ZM143 118V119H142ZM152 118V119H153ZM156 118V119H157ZM185 118L183 119V121H185ZM211 118V119H212ZM219 118V117H218ZM220 118H222V117H220ZM233 120H232V119ZM235 118V119H234ZM28 119H29V122H28ZM135 119V120H134ZM155 119V120H156ZM172 119H173V117H172ZM174 119H176V118H174ZM12 120H13V122L15 121H18V122H21V123H18V129L15 127L16 125H17V123H13L12 122ZM24 120V121H23ZM26 120H27V122H26ZM31 120H33V122L31 121ZM58 120V119H57ZM134 122H133V121ZM140 120V121H139ZM146 122H145V121ZM158 120H156V121H158ZM203 120V119H202ZM201 120V121H202ZM206 120V119H205ZM202 121L201 123H202V127L203 126H207V124L210 126V123L211 122H209L208 120L207 121ZM228 120V121H227ZM32 123H31V122ZM34 121H36V122H34ZM39 121V120H38ZM124 121V120H123ZM124 121V122H125ZM132 121V122H131ZM142 121V122H141ZM179 121V122H178ZM180 121L181 120H177L176 121V123L178 124V125H176V123H174L175 122V120H174V122H172V126L174 127V128H176V127H178V131H180V128L182 129V127H180L179 128V126L180 125H183L184 127L186 126L185 124H183L182 123V121H181V123H180ZM4 122V123H3ZM25 122H26V124H25ZM136 122H138L139 123V126H135L134 127V124L135 125H137L138 123H136ZM190 122V121H189ZM197 122V121H196ZM205 122V123H204ZM207 122H209V123H207ZM231 122V123H230ZM131 123H133V125L131 126V127H128V126H130V124ZM141 123V124H140ZM176 125H174V124ZM9 124H14L13 126L11 125V127H9ZM21 124V125H20ZM25 125L24 127H23V129H22V127L21 126H23V125ZM35 124V125H34ZM206 124V125H205ZM215 124V125H216ZM238 124V125H237ZM8 125V126H7ZM190 125H191V128H193L194 129V127L195 126H193L192 127V123L190 122ZM194 125H195V123H194ZM242 125V126H241ZM119 128H118V127ZM208 126V127H209ZM229 126V127H228ZM232 126V127H231ZM5 129L6 127H9V129H5V131H4V129ZM40 127V126H39ZM117 127V128H116ZM138 127V128H137ZM139 127H140V129H139ZM187 127H189V125L187 126ZM200 127V126H199ZM207 127V128H208ZM227 127V128H226ZM243 129H242V128ZM13 128V129H12ZM29 128V127H28ZM35 128H37V129H35ZM124 128V131L122 130ZM135 128H137V130L135 131H132L131 129H135ZM141 128H142V130H141ZM144 128V129H143ZM190 128V129H191ZM204 128V127H203ZM214 128H216V129H214ZM223 128V129H222ZM240 128H241V130H240ZM12 129V130H11ZM15 129V130H14ZM21 129V130H20ZM27 129V130H26ZM117 129L119 130V132H120V134H121V136H119L120 134H119V132L117 133ZM139 129V130H138ZM200 129H202V128H200ZM206 129V128H205ZM246 129V130H245ZM6 130H8L9 132H7ZM13 130H14V132H13ZM30 132H32V134H35V135H32L31 133H29V131ZM40 130H41V128H40ZM123 131V132H121V131ZM183 130V129H182ZM211 130H214V132L213 133H215V130H216V132L217 133H215V134H213L212 132H209V131H211ZM230 131V132H228V133H226L227 131ZM27 131V132H26ZM236 133H235V132ZM239 131V132H238ZM16 132H18V133H22L21 135H23V133H24V138H23V136H21V137H19V136H15V135H20V134H16ZM42 132V131H41ZM112 132V133H111ZM136 134H135V133ZM140 132V133H139ZM225 132V133H224ZM232 132V134L231 135H229V133H231ZM25 133H27V135L25 134ZM38 133V134H37ZM128 133H130V135L128 134ZM157 133V132H156ZM166 133V134H165ZM189 133V134H190ZM11 134H13V135H11ZM29 134V135H28ZM123 134H125V135H123ZM139 134H141V135H139ZM144 134V135H143ZM155 134V133H154ZM207 134H209V135H207ZM38 135V136H37ZM123 135V136H122ZM127 135V136H126ZM151 135V134H150ZM153 135V134H152ZM151 135V136H152ZM160 135H162L163 137H164V139L162 138V137H159ZM169 135V134H168ZM211 135H213L212 136V138H209V140H208V137L209 136H211ZM224 135H226V136H224ZM237 135H239V134H237ZM27 136V137H26ZM31 136H33V137H31ZM36 138H35V137ZM119 138H118V137ZM126 136V137H125ZM129 136V137H128ZM166 136V137H165ZM232 136V137H231ZM239 136H241V134L239 135ZM19 137V138H18ZM29 137H31L30 139H29ZM121 137L124 139V137H125V139H127L128 138V140H125L126 142H127V145H130L131 144V146H126V147H124L123 148V146H121V144H119V143H124V142H122V140L123 139H121ZM227 137H230V138H228L227 139ZM242 138H243V136H241ZM241 137H239V139H241ZM16 138V139H15ZM20 139V141L18 140V139ZM34 138V139H33ZM150 138V137H149ZM168 138H171L170 140H167ZM181 138V139H180ZM193 138H194V140L195 141H193ZM206 138H207V143H205V140H206ZM225 138V139H224ZM21 139H23V142H21ZM24 139H25V141H24ZM180 139V140H179ZM189 139V138H188ZM227 139V141H225ZM236 139V138H235ZM234 139V140H235ZM252 139V138H251ZM16 140V141H15ZM33 140V141H32ZM69 140V139H68ZM67 140V143L69 142L70 143V141H72L71 139L68 141ZM167 140V141H166ZM238 140V139H237ZM243 140H241V142L243 141ZM259 140V141H258ZM28 141V142H27ZM131 141V142H130ZM173 141H174V143H173ZM253 141V140H252ZM21 142V143H20ZM37 142V143H36ZM129 142H130V144H129ZM176 142V143H175ZM236 142V141H235ZM234 142V143H235ZM240 142V141H239ZM256 142H258V143H256ZM19 143H20V145H19ZM25 143H27V145H25ZM30 143V144H29ZM184 143V144H183ZM230 143V142H229ZM198 144H200V145H198ZM206 144V145H205ZM227 144V143H226ZM14 145H15V147H19L18 149H13L14 148ZM22 145V146H21ZM117 145V146H116ZM196 145H198V147L196 146ZM205 145V146H204ZM209 145H211V146H209ZM232 145H233V143H232ZM236 145L238 146V144H237V142H236ZM241 145V144H240ZM243 145V144H242ZM23 146H24V148H23ZM26 146H28L27 148H26V150H25V147ZM31 146V147H30ZM33 146V147H32ZM114 146V147H113ZM140 146V147H139ZM209 146V147H208ZM226 146V145H225ZM228 146V145H227ZM229 146H231V144L229 145ZM252 146V145H251ZM261 146L260 147H257L258 149H260L261 148ZM21 147L24 149H21ZM30 147V148H29ZM118 147V148H117ZM134 147H138L137 148V150H134ZM167 147H165V148H162V151H161V153H164L163 152V150L165 151V149H166V151H167ZM175 147V148H174ZM232 147V149H233V147H234V145L233 146H231ZM230 147V148H231ZM248 147H249V145H248ZM248 147H247V150H250L251 149V147H249L250 149H248ZM128 148V149H127ZM135 148V149H136ZM193 148H195L196 149V151H195V149H193ZM229 148V147H228ZM243 148H245V146L243 147ZM243 148L242 147H236V151L235 152H237L239 149L241 150H243ZM253 148V147H252ZM11 149V150H10ZM12 149H13V151L15 152L16 150H19V151H21V153L19 152V154H21L20 156L21 157H19V154L17 153V152H15L17 155H14V152L12 151ZM30 149V150H29ZM33 149V150H32ZM142 149V150H141ZM179 149H182V151L181 150H179ZM200 149V150H199ZM234 149H235V147H234ZM138 150H141V151H138ZM173 150H175L176 152H174ZM178 150V151H177ZM199 150V151H198ZM227 150V149H226ZM229 150V149H228ZM246 150V149H245ZM247 150H246V153H247ZM252 150H254V149H252ZM256 150V149H255ZM26 151V152H25ZM27 151L29 152V154L28 155H26V153H27ZM30 151H32V152H30ZM38 153H36V152ZM132 151V152H131ZM8 152H10L11 153V155L8 153ZM23 152V153H22ZM25 152V153H24ZM140 152L142 153V159L140 158ZM170 152H172V153H170ZM232 152V151H231ZM240 152V151H239ZM252 152V151H251ZM8 153V154H7ZM189 153V154H188ZM190 153H193V155L191 154L190 155ZM238 153V152H237ZM242 154H244L245 152H241ZM245 153V154H246ZM253 153H255V152H253ZM12 154L14 155V156H12ZM37 154V155H36ZM186 154V155H185ZM240 154V153H239ZM241 154V155H242ZM244 154V155H245ZM251 154V153H250ZM260 154H258L259 155V157L256 155V157H255V159L257 158H261L260 156ZM24 155H26V156H28L29 158H30V160H29V158L28 157H26V156H24ZM38 155H40V156H38ZM190 155V156H189ZM249 155V154H248ZM253 154H251V157H254V156H252ZM25 157V158H23V157ZM132 156V155H131ZM9 157H11V158H9ZM18 157H19V159H18ZM43 157V156H42ZM152 158H154L153 156H151ZM150 157V155H149V157L147 158V160H149L150 161V159L149 158H151ZM190 157V158H189ZM245 157V156H244ZM248 157V156H247ZM263 158H264V156H262ZM9 160H8V159ZM15 158V159H14ZM23 158V159H22ZM28 158V159H27ZM131 158V157H130ZM152 158H151V160H152ZM262 158V159H263ZM12 160V162H11V160ZM16 159H18V160H16ZM43 159V158H42ZM141 159V160H140ZM143 159V160H144ZM262 159H260V160H262ZM8 160V161H7ZM131 160L132 159H130V162H131ZM134 160H132V161H134ZM155 161H156V159H154ZM193 160V161H192ZM259 160V161H260ZM9 161H10V163H9ZM27 161H29L30 163H27ZM145 161V160H144ZM153 161V160H152ZM152 161H150L149 162V164H154V162L152 163ZM258 161V162H259ZM14 162V163H13ZM16 162V163H15ZM129 162V163H130ZM141 162H143V161H141ZM166 162H167V164H166ZM264 159H263V161H261L260 163H256L255 164V162L253 163V164H251L250 163V166H253V168H260V167H262V166H264ZM18 163V164H17ZM129 163H128V165H129ZM140 163V162H139ZM144 164H143V166H144V169H148L149 167H146L147 165V162L145 163V162H143ZM155 163H158V160L155 162ZM19 164H21V166L19 165ZM137 164H135V162H133V163H130V165L132 166L133 165V168H135V167H137ZM142 164V163H141ZM141 164H139V165H141ZM165 164H166V166H165ZM255 164V165H254ZM129 165V166H130ZM138 165V166H139ZM157 165H159V167L160 168H158L157 169ZM15 166V167H14ZM27 166V165H26ZM149 166H151V165H149ZM142 167V166H141ZM166 167V168H165ZM171 167V168H170ZM21 168V169H20ZM25 168V167H24ZM154 168V167H153ZM173 168V169H172ZM191 168H192V170H191ZM142 169H143V167H142ZM150 169V168H149ZM16 170H20L21 171V173H23L22 171H24V173L23 174H27L26 172H30V176H29V173H28V178L26 177V179H25V177H23L24 175L23 174H19V171H16ZM152 171H154V169H151ZM174 172V174L175 175H171V174H173V172ZM188 170V171H187ZM189 170H191V173H190V171ZM34 171V172H33ZM172 172V173H170V172ZM182 172H183V174H182ZM157 173V172H156ZM157 173V174H158ZM168 173H170V175L168 174ZM186 173V174H185ZM42 174V173H41ZM181 174V175H180ZM188 174V175H187ZM23 175V176H22ZM183 175V176H182ZM190 175V176H189ZM19 176H20V179H19ZM189 176V177H188ZM192 176H193V178H192ZM22 177H23V179H22ZM158 178L157 179H159V175L157 176ZM175 177V178H174ZM177 178H178V176H177ZM189 178H191V180L189 179ZM24 179H25V181H24ZM29 182H28V181ZM162 180H163V182H162ZM177 180H174V181H177ZM62 181V180H61ZM193 181L195 182V183H193ZM257 181V180H256ZM28 182V183H27ZM52 182V183H51ZM56 184H55V183ZM58 182H60V181H58ZM63 182V181H62ZM61 182V183H62ZM185 182V183H184ZM255 182V181H254ZM258 182H260V181H258ZM182 185H180V184ZM185 185V187H187V188H189L188 190H187V188H186V191H185V187H184V185ZM193 183V184H192ZM256 184H258L257 182H255ZM246 184H248V183H246ZM243 185V188L244 187H246L247 185ZM260 184H262V183H260ZM260 184H258V185H260ZM36 185H38V184H35V187H37ZM52 185V186H51ZM257 185V186H258ZM60 186V185H59ZM33 187H34V184H33ZM61 187V186H60ZM178 187V188H177ZM182 187V188H181ZM259 187V186H258ZM257 187V188H258ZM69 188V186L67 187V191L69 190L68 189ZM175 188V189H174ZM177 188V189H176ZM260 188V189H259ZM258 189H259V191H260V195H261V193L263 194V196L261 195L260 197H262V199H264V190H263V192H261V189H263L264 188V183L259 187ZM114 189V188H113ZM164 189H166L167 190V192H166V190H164ZM181 189V190H180ZM183 189V190H182ZM63 190H64V188H63ZM170 190V191H169ZM178 190V191H177ZM190 190V191H189ZM49 191V192H48ZM120 190L119 189H115L114 191H109V193L111 194H113L114 196H115V193L117 192H119ZM175 191H177V193H175ZM179 191H182V195H178L179 193H181V192H179ZM214 191H215V193H216V195H218L217 196V199L218 200H220L219 199V196L220 197H222L221 199H225V200H223V203L227 200V202H225V205L222 203V201L220 200V202L219 203H217V204H215V206H210L211 204H212V202H213V204L215 203V202H218V200H216V198H215V193H214ZM115 192V193H114ZM166 192V193H165ZM186 192V193H185ZM162 193H164V194H167V195H162ZM168 193H170V194H168ZM173 193H175L174 195H173ZM183 193H185V195L183 194ZM211 193H214V195L213 194H211ZM199 194H197V196L199 195ZM207 194H209V195H207ZM173 195V196H172ZM192 195V194H191ZM213 195V196H212ZM51 196V195H50ZM65 196V195H64ZM68 196H69V194H68ZM175 197L176 196V198L175 199H173L172 197ZM178 196V197H177ZM184 196L186 197L185 199H184ZM203 196H205V197H203ZM66 197V196H65ZM110 197H113L112 195H110ZM164 197H165V199H167V200H169V199H171V200H169V201H166V203L163 201L164 200ZM167 197H169V198H167ZM171 197V198H170ZM191 197V198H190ZM203 197V198H202ZM212 197H214V198H212ZM46 198L48 199V200H46ZM67 198V197H66ZM69 198V197H68ZM71 199H72V197H70ZM192 198H193V200L197 203V205H196V203L192 200ZM207 198L210 200V198H211V200H212V202L211 201H208L207 200ZM21 199V200H20ZM44 199V200H43ZM172 199H173V201H172ZM186 199H187V202H186ZM189 199H190V201H189ZM198 200H201V201H198ZM204 200V201H203ZM206 200H207V203H206ZM23 201V200H22ZM72 201V200H71ZM172 201V202H171ZM264 201V200H263ZM83 202V203H84ZM99 202H101L102 203V205H101V203L99 204V205H101V207H103V205H106V203H104V201H99ZM179 202H181V204H179ZM190 202H192V203H190ZM92 203H93V205H92ZM165 203V204H164ZM169 203V204H168ZM205 203V204H204ZM209 203H210V205H209ZM221 203V204H220ZM69 204H70V201H69ZM192 204V205H191ZM205 205V209H204V205ZM209 205V207H208V205ZM212 204V205H213ZM218 204H220L221 206L222 205H224V206H222L220 209L219 208H216V205H217V207L219 206ZM262 205H263V207H264V203H261ZM71 205H73V203H71ZM188 205H189V207H188ZM88 206V205H87ZM111 206V205H110ZM167 206H168V208H167ZM172 206V205H171ZM191 206H193V207H191ZM199 206V209H197V211H194V208H197ZM207 206V207H206ZM172 207H175V206H172ZM24 208V209H23ZM111 209H113L114 208V206L112 205L111 207H110ZM109 208V209H110ZM131 208V207H130ZM190 208H191V210H190ZM201 208V209H200ZM208 208L212 211V213L211 214H214V215H210V211L208 210ZM132 209V208H131ZM180 210L179 212H177L176 210ZM215 209V210H214ZM226 209V208H225ZM225 209H224V211H225ZM227 210V209H226ZM240 210V209H239ZM163 211H166L165 209H163ZM193 211V212H192ZM207 211H208V213L209 214H205V213H207ZM238 211V210H237ZM234 212V214H230V215H228L227 213H232V212H227L226 214L230 217V219H229V217H228V219H229V221H228V223L227 224H225V223H223V224H225V226L223 225L222 226V223L218 220V219H216L217 217L218 218H220V217H222V215L221 216H219V214H217L218 216H216L215 215V219L213 220V221H217V224L216 225H218V222H219V224L222 226V229H220V227H219V225H218V227H219V229L220 230H222V236H224L223 237V242L222 241H220V240H218L217 239V236H216V234H214L212 231H216L215 230V227H216V225H215V227H214V223L215 222H213L212 221V223L213 224H211V228H210V232H209V236H207L208 235V233L207 232H205V249H207L208 248V246L209 247H212V248H210L208 251L207 250H205V254L207 253V255H204V256H206L207 257V259H209V260H207L206 259V257H204L205 258V262H206V260L208 261V262H211V260H213L214 261V263H218V264H228L229 262L228 261H230L231 260V258H234L233 256L235 255V259H232L231 261H230V264H237V263H239V264H254L255 262H251V260H254L252 257H250L248 254H244V253H241L243 256H244V258L242 257V255H239V256H241V258L238 256V255H236L237 253L238 254H240V248L241 247H235L234 249H232L234 246V244H236L237 245V243L238 244H240L238 241H237V239H236V234L235 233H237V231H239L241 228H242V226H244V225H246L248 222H246V221H249L250 219H253V216L255 217V215L253 214V213H251V214H248L247 213V211H245V210H240V212L238 213V212ZM162 212V211H161ZM182 212V213H181ZM195 212V213H194ZM171 213V214H170ZM180 213H181V215H180ZM183 213H184V215H183ZM192 213H194L193 215H192ZM223 213V212H222ZM221 213V214H222ZM191 214V215H190ZM198 214H199V216H198ZM225 214V215H226ZM239 214V215H238ZM7 215H12V218H6V216ZM196 215H197V218H196ZM223 215H224V213H223ZM224 215V216H225ZM238 215V216H237ZM248 215V216H247ZM181 216L183 217V216H185L183 219V223L181 222ZM188 216H190V217H188ZM192 216V217H191ZM206 217V219H208V220H206V222L204 223V227L202 226L203 224L200 222L199 224L195 221V219H197L198 221H201V217ZM210 216L213 218V219H211L210 218ZM223 216V218H226L227 219V216L226 217H224ZM235 216V220L233 219V222H232V218L231 217H234ZM247 216V217H246ZM178 218V220L179 221H175V219L176 218ZM195 219H194V218ZM198 217H199V219H198ZM238 217V218H237ZM240 217V218H239ZM248 217H249V219H248ZM129 218H130V216H129ZM188 218H189V221H188ZM191 218H193V220L191 219ZM222 218V219H223ZM248 220H247V219ZM181 219V220H180ZM211 219V220H210ZM221 219V220H222ZM190 220H192V221H190ZM243 220H245V221H243ZM123 221V223H121ZM129 221H132V219L130 218L129 220H128V222ZM187 222V223H185V222ZM202 221H204V219L202 220ZM225 221V220H224ZM235 221V222H234ZM240 223H239V222ZM124 222H127V220H123V219H121V221H120V223L122 224V226H123V224H124ZM127 222V223H128ZM175 222H176V224H175ZM192 222V223H191ZM209 222V223H210ZM246 222V223H245ZM4 223H6L5 224V226H3L4 225ZM13 223V224H12ZM119 223V225H121ZM130 223V222H129ZM128 223V224H129ZM185 223V224H184ZM1 224H3V225H1ZM12 224V225H11ZM79 224H81V223H79ZM181 224H183L182 226H186V228H184V227H182L181 226ZM187 224H190V225H187ZM231 226H230V225ZM240 224L242 225V226H240ZM9 225H11V226H9ZM179 225L181 226V228L179 227ZM8 226H9V228H8ZM125 226V225H124ZM191 228H190V227ZM199 226V227H198ZM228 226H230V227H228ZM12 227H14L15 228V230H16V234H19L20 235V237H19V235H15L14 234V230H12V234L14 235V236H16L18 239H16L13 235V237L11 236V233H10V236L12 237H9L8 235H9V232L11 231V228ZM120 227V226H119ZM197 227V228H196ZM218 227H216V228H218ZM18 228H19V230H18ZM178 228H180L179 230H178ZM194 228V229H193ZM196 228V229H195ZM208 228V229H209ZM225 228H228L227 230L225 229ZM237 228V229H236ZM236 229V230H235ZM45 230V231H44ZM223 230H225L226 231V234L224 233V231ZM1 231V230H0ZM164 231H167L166 229L164 230ZM162 232V236H164V237H162V239L164 240V242L165 243H163V244H165V245H169V242H166L165 241V239L167 238V239H169L168 237L170 236L172 239H173V235L171 236L170 234L168 235V232L167 233H165V232ZM169 231H170V228H169ZM6 232H7V234H6ZM28 232V233H27ZM49 235H48V234ZM207 233V234H206ZM212 233V234H211ZM229 233V234H228ZM24 234H25V236H29V235H31L30 237H31V239L32 238H37V239H32L33 241H37L35 244H34V242L33 241H30V242H33V246L34 247H32L33 248V250H32V248H31V246H30V244L28 243L29 242V240L26 242L25 241V239H24V237H23V239H20V238H22L21 236L23 235L24 236ZM32 234H34L33 236H32ZM43 234H45V235H43ZM3 235H0L1 236V238L3 237ZM36 235V236H35ZM213 235V236H212ZM230 235H233V236H230ZM8 236V237H7ZM45 236L48 238H46L47 240H45ZM30 237H28V238H30ZM44 237V239H42V238ZM80 237L81 236H77L76 235V237H74V240H79L80 239ZM213 237V238H212ZM0 238V239H1ZM41 240V241H39L40 243H42L43 244V246H42V244H38V240L39 239ZM227 238V239H226ZM233 238V240L231 241V239ZM5 239V240H4ZM8 239V240H7ZM11 239H12V241H11ZM59 239H60V241H59ZM166 239V240H167ZM211 239V240H210ZM26 242H24V241ZM27 240V239H26ZM63 240H65V243L63 242H61V241H63ZM212 240H214V241H212ZM10 241V242H9ZM169 241V240H168ZM174 241V240H173ZM9 242V243H8ZM14 242V241H13ZM24 242V243H23ZM175 242V241H174ZM221 242H222V244H225L226 245V243L228 242L229 243V247L226 245V247H224L223 245H221ZM237 242V243H236ZM1 243V244H2ZM44 243H45V245H44ZM145 242H143V244H144ZM173 243V242H172ZM13 244V243H12ZM22 244H25V247H24V245H22ZM36 244H38V245H36ZM36 245V246H35ZM145 245L147 246V244L145 243ZM222 247H221V246ZM1 246V245H0ZM2 246H4V245H2ZM21 246H23V247H21ZM27 246H29L28 247V250L26 249V247ZM38 246H40V247H38ZM47 246V247H46ZM94 246L95 245H92V247H85L86 248V250L87 251H89L90 253L91 252H96V254L98 253V254H100V253H102V250H98V246H97V250H94ZM197 246V245H196ZM196 246L194 245L192 248H193V250H192V248L191 249H189L188 248V252H192L193 254H194V252L196 251ZM233 246V247H232ZM238 246V245H237ZM241 246V245H240ZM13 247V248H12ZM36 247H37V249H36ZM55 247H57V246H55ZM71 246H69V249H71L70 248ZM161 247V249H159ZM160 247H158V249L160 250V251H162V249L164 250V248H166L165 246H163V245H161ZM3 248V247H2ZM17 248V249H16ZM29 248H31V249H29ZM35 248V249H34ZM38 248H39V250H38ZM41 248H42V250H41ZM60 248V247H59ZM63 248V247H62ZM148 248V247H147ZM155 248V247H154ZM237 248V249H236ZM16 249V250H15ZM61 249V248H60ZM69 249L67 248L66 249V246H65V248L63 249L64 251L65 250H68L69 251ZM145 249V248H144ZM157 247L155 248V249H152V250H150V252H149V254H147L148 256L150 255V256H156V254H158V253H160V252H158L157 253ZM225 249H227L226 251H225ZM232 249V250H231ZM1 250V249H0ZM10 250V249H9ZM9 250H7V251H9ZM11 250V251H12ZM20 250V251H21ZM54 250H57V249H54ZM54 250H53V252H54ZM153 250H154V252H156V254L153 252ZM212 250V251H211ZM217 250V251H216ZM4 251V253H5V257H6V255H7V253H6V250H3ZM2 251V252H3ZM10 251V252H11ZM30 251H32L31 253L33 254H31L30 253ZM38 251V252H37ZM42 251V252H41ZM68 251H67V253H68ZM77 251L78 250H75L74 252H76L77 253ZM80 251V250H79ZM86 251V252H87ZM232 251V252H231ZM236 251H239V252H237V253H235ZM25 252L27 253V254H25ZM33 252H35V253H33ZM209 252H211V255H213L214 256V253H215V258H217V259H211L210 260V258H208L209 257ZM218 252H221V253H218ZM225 252L227 253V254H225ZM229 252V253H228ZM4 253H2V254H4ZM20 253H22V251L20 252ZM30 253V255L32 256V258L31 259H29V254ZM47 253V254H46ZM67 253H65L64 255H66ZM76 253H74V254H72V256H71V254L69 255V257L71 258H73V259H78V258H80L79 256H81V253L79 252L78 254H76ZM111 253V252H110ZM217 253V254H216ZM222 253H224V255L222 254ZM0 254H1V252H0ZM1 254V255H2ZM24 254H25V258H24ZM60 254V253H59ZM58 254V255H59ZM61 254H62V252H61ZM60 254V255H61ZM87 254H88V252H87ZM112 254V253H111ZM221 254H222V257H221ZM228 254H230L229 255V257H228ZM26 255H28V256H26ZM44 255V254H43ZM51 255V256H50ZM64 255H61V257L62 256H64ZM68 255V254H67ZM73 255H74V257H73ZM78 257H76V256ZM79 255V256H78ZM89 255V254H88ZM125 255V256H124ZM127 254H121V252H118V254H117V252H115V254L113 253L112 255H111V257L113 258V259H111L110 260V262L109 263H107V264H129V259L131 258V256L132 255H127ZM188 255H189V253H188ZM188 255H186V258H185V260L187 259L188 260V258L189 257H191L192 258V260H193V255L192 256H189L188 258H187V256ZM210 255V256H211ZM226 255H227V257H226ZM232 255V256H231ZM46 256V257H47ZM54 256L55 255H53V257L52 258H54ZM212 256V257H213ZM216 256H219V257H216ZM224 256V257H223ZM248 256V257H247ZM2 257H4L3 255H2ZM60 257V258H61ZM68 257V258H69ZM110 257V258H111ZM142 257V255H139L137 258H141ZM237 257V258H236ZM0 258H1V256H0ZM51 258V259H52ZM56 258H59V256L58 257H55L54 259L56 260ZM64 258H67V256H65V257H63L62 259H64ZM67 258V259H68ZM129 258V259H128ZM143 258V257H142ZM142 258H141V260H142ZM190 258V259H191ZM220 258V259H219ZM225 258V259H224ZM239 258V259H238ZM246 258V259H245ZM2 259V258H1ZM28 259L30 260V262L28 261ZM48 259V258H47ZM62 259H58V260H61V262L64 264V260H62ZM72 259V260H73ZM219 259V260H218ZM228 259V260H227ZM237 259V260H236ZM241 259H244L243 261L241 260ZM247 259H249V260H247ZM40 260V261H41ZM50 260L49 261V259H48V262H50L49 264H53V263H51L52 261L54 262V263H56V261H58V260ZM192 260H190L189 262L190 263H188V264H195L194 262L195 261H193V263H192ZM195 260V259H194ZM217 260V261H216ZM223 262H222V261ZM224 260H226V261H224ZM233 260H235V261H237V263H235V262H233ZM2 261V260H1ZM65 261H66V259H65ZM69 261V259L66 261V262H68ZM241 263H240V262ZM29 262V263H28ZM42 262V261H41ZM40 262V263H41ZM47 262V263H48ZM59 263H60V261H58ZM70 262V261H69ZM222 262V263H221ZM232 262V263H231ZM247 262V263H246ZM58 263V264H59ZM61 263V264H62ZM72 263V262H71ZM213 263V262H212ZM211 263V264H212ZM34 264V263H33ZM35 264H38L37 262H35ZM44 264H46V263H44ZM57 264V263H56ZM86 264H92V262H90V259L89 260H87V262H86ZM96 264H98V263H96ZM255 264H257V263H255Z\"/></svg>","mask_w":264,"mask_h":264},{"label":"crops","instance_id":"0c3cea01","mask_svg":"<svg viewBox=\"0 0 264 264\" xmlns=\"http://www.w3.org/2000/svg\"><path fill=\"white\" fill-rule=\"evenodd\" d=\"M259 134L264 138V131L263 132H259Z\"/></svg>","mask_w":264,"mask_h":264}]
</instances>
